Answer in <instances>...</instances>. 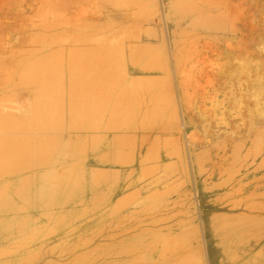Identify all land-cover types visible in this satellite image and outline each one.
Returning a JSON list of instances; mask_svg holds the SVG:
<instances>
[{"label":"rangeland","instance_id":"1","mask_svg":"<svg viewBox=\"0 0 264 264\" xmlns=\"http://www.w3.org/2000/svg\"><path fill=\"white\" fill-rule=\"evenodd\" d=\"M128 1L129 2H127L126 0H111V1L107 0V2L106 0L105 1L104 0H0V264H88V263L89 264H124V262L120 260L121 258L118 257L121 254V252H124V251H127V252L130 251L129 252L131 254L130 256H133L134 258L133 261H130V263L125 262V264H146V262L148 264L150 263L149 262L150 259H148V257H151L150 256L151 250L153 246L157 244V242L161 244L160 247L165 246V244H167V246L169 247L172 246L170 252L172 253L178 252V255L176 253L175 254L177 257L180 256V258L179 257L177 258L176 256H173L174 255L173 254L172 257H170L169 255H171V253L170 252L166 253L165 256L163 255L164 256L163 260L165 259L166 260L163 261L162 258L159 259L157 261V263L159 264L161 263L166 264L168 262L169 264L171 263L179 264L180 261L185 262V264L186 262L187 264H189L190 262L189 260H191L190 264H231L230 261L232 262V259L230 257H233V255H237V256L240 255V253L238 252L236 254L234 253L236 251L235 250L236 247H233V245L235 244L236 240L238 241L240 234H241V229L243 230L247 229L248 225H244L243 223H241L245 227V228H241L243 226H240L241 224L239 223L241 221L238 222L239 220L237 218L235 217L227 218L226 216L224 217V215H228V216L235 215L233 211H226V213H224L223 210H221L219 207L221 206V204H226L233 200L234 201L239 200V202H242V198L247 199L249 195L248 192L245 193L244 195L237 196L236 193L234 194V190L240 189V187L243 184L244 185L247 184L246 183L247 180L249 183H251L252 181H249V179L254 181L255 177L259 176L260 174L264 175V170L262 171V173H260L259 171L256 172V170L254 169L256 165L258 164V162L261 161L260 160L262 159L261 157L264 156L263 155L264 154V148H263L264 141L263 142L261 141V139L264 140V138H262L264 135V119H263L264 117V0H211V2L210 0H204V3H202L203 2L202 0H191V1H188V0H143V2H141L142 0H139L138 1L139 3H137L139 4L138 8L136 4L134 6L133 4L134 2L132 0H128ZM121 2L124 5L129 3V6L128 5L124 6L121 4ZM191 3L193 5H191ZM195 3L197 4L201 3V5L199 4L197 5ZM140 4H142L143 6L141 5V7H139ZM99 6H100V10L98 8ZM95 8H97L98 11ZM134 8H137V9H134ZM79 11L81 13H79ZM183 11L185 14L183 13ZM41 16L42 17L44 16L43 19H41L42 18ZM52 16H54V18ZM45 17L46 18L48 17V18L46 19ZM48 20L49 21L53 20V22H56L55 26H53L54 24L53 22H52L53 23L52 25L50 22H44ZM206 20H209L208 22L209 25L207 24ZM78 21H79V24L82 26L79 25L77 28L76 26H77ZM46 23L50 24L51 26L50 25L46 26L47 25ZM83 23L86 26L85 25L83 26ZM91 23L92 25H90ZM103 23L105 24L102 25ZM108 23L109 24L113 23V24L109 26ZM40 24H44V25L46 24V25L45 27H43V25L41 27ZM73 24L76 26H74ZM105 25L106 26L108 25L107 26L108 29H105L106 27ZM210 25L212 26L210 27ZM84 27H85V31L88 30V32L84 31ZM118 27L120 28L119 30L117 29ZM138 28H140L139 31H138ZM179 28L180 29L182 28V29L180 30ZM89 29L91 32H93L92 36H90L91 32L89 31ZM94 29L95 30L97 29L98 31H95ZM116 29L117 31L115 33ZM134 29L135 31L133 33ZM81 30L83 33L81 32ZM102 30L104 32V35L103 33L101 35ZM129 30L131 31V33ZM119 31L120 32L123 31L121 32L122 36L124 35L123 37L121 36ZM108 32L111 33L112 37H114V38H111L112 40L110 39L111 36L109 35ZM113 33H114V36H113ZM134 34L136 35L135 39H133L135 37ZM47 35L48 36L51 35L49 36V38L51 37L50 41ZM87 35H89V37L95 36L91 38L93 41H89L91 39H89ZM105 35L106 37L110 36L109 37L110 40H108V38H106ZM126 35L128 37H126ZM137 35L139 39L137 38ZM40 36H41V39H40ZM55 36L58 37V39L55 38ZM74 36H75V39H74ZM37 38H38V41H37ZM99 38L100 39L102 38L101 40H103L104 38L107 41L106 42H104V40L101 41ZM113 39L114 40L116 39V40L114 41ZM85 40H87L88 42ZM122 40L123 42H121ZM46 41L48 44L46 43ZM107 42L110 43V45ZM113 42L115 45L113 44ZM126 42L128 45L126 44ZM134 42L136 44L137 43L139 44L135 46ZM140 42L144 44L142 45L144 47H146V44L149 45L147 46L148 51L146 50L147 47L144 49H141ZM94 44H95L94 46L95 48L91 47ZM106 44L109 47H107ZM124 44H126L125 45L126 47L124 46ZM74 46H76V50L74 49ZM80 46L83 49V51L79 53L78 50L80 49L79 48ZM84 46H86V48H83ZM88 46H90L91 50H89L90 48H87ZM100 46L104 48L103 50H106V47H107L106 52L101 51L102 48ZM111 46L112 48L111 50H109ZM134 46L138 50H136ZM37 49H39V51H37ZM92 49H94L93 51H96L97 53L93 52ZM46 50L49 52H47ZM88 50L89 52L90 51L92 52L89 53ZM135 50L139 54L135 52ZM100 51L102 52L101 56L97 55L98 53H101ZM116 51L120 53L117 52L118 54L116 55ZM85 52H88V55ZM114 52L115 54H113ZM54 53L55 55H53ZM92 53L96 54V55H93L95 58L99 56L102 58V60H103L102 56L104 55V53H106V55L108 56V58L106 57L107 60L108 59L110 60V58L113 57L112 60L114 61L122 60V63L119 61H118L119 63L113 62L114 66H112L113 69H111L112 60L105 61L106 59H104L105 62H110V66L107 65L108 63H106L107 66L104 67L105 70L104 69L102 70V68L99 69L102 71H100L101 73L98 74V76L100 75V77L97 79L96 76L98 72L96 71L98 69L96 65L100 66L102 64L101 67H103L105 65V62L98 60L99 63L102 62L98 64V62L96 61L98 58H96L95 62H94V59L93 61L90 60L93 58ZM42 54H44L43 58L41 57ZM110 54H113V55H110ZM74 55H76L77 58ZM80 55L81 56L83 55V56L80 57ZM136 55L139 58H136ZM90 56L91 58H89ZM115 56L117 57V60ZM118 56L120 59L118 58ZM147 56L148 57L152 56V57H150L151 59H148ZM82 58L83 59L89 58L86 60V62L87 61L88 62L86 63L84 61L85 59L82 60ZM133 58H136L137 62L139 63L136 62L137 63L136 64ZM180 58H182V60ZM139 59L141 61H138ZM43 60H46L44 62L48 61L49 63L48 62L46 63L48 65H46L43 62ZM79 60L80 61L82 60V61L79 62ZM143 60H144V63H143ZM56 61L58 63H56ZM124 62H125V66L123 64ZM141 62L143 63V65ZM146 62H148V65L146 64ZM81 63L84 64L85 66L82 65ZM115 63L116 64L118 63L119 66L116 65ZM38 64L40 65V67L41 66L43 67L38 68L39 67ZM50 64L52 65V67ZM54 64L56 68L54 67ZM72 64H73V67L71 68ZM86 64L88 68H86ZM88 64L90 66L92 65L94 68L92 66L89 67ZM145 65L148 66V69H144V68H147ZM161 65L162 67H160ZM83 66L85 67V70L87 69V72H88L87 74H86V71L83 69ZM114 67H115V72H114ZM131 67L135 68L134 72L130 71ZM30 68L32 71L30 70ZM79 68L80 70L81 69L82 70L81 71L79 70L78 72ZM106 68L109 70H106ZM40 69H42L43 72ZM88 69L91 71L89 72ZM110 69H111V74L114 75V80L118 79L117 82L115 81V83H114V80H112L113 77H110L113 75H110V72H107V71H110ZM46 70H48L49 72L48 71L46 72ZM21 71L23 74L26 73L24 76L26 77L27 75L28 79H26L22 74V78H23L22 80L20 76ZM104 71H106L105 74H104ZM51 72H53L56 75H54ZM81 72H85L84 75H86L87 77L82 76L83 73ZM118 72L119 74H117ZM121 73L125 74L124 79L126 81L124 79L122 80L123 78L122 76L124 75H122ZM43 74H45L46 77H44ZM92 74L96 75L95 76L96 78L93 79L94 81L93 80L91 81V79L94 78ZM107 74L109 75V78H111L110 81L111 80L113 81L112 83L109 82V80L107 81L108 79L106 77ZM8 75L10 76L9 78H8ZM102 75L105 78H102ZM136 75H137V78L141 76L139 77V79L142 78L143 80L142 79L134 80ZM153 75H156V76H153ZM15 77L16 78L19 77L21 79H18V78L16 79ZM90 77L92 78L90 79ZM14 79H15L14 84L16 85V81L18 83V85L16 86L13 84ZM48 79L51 82H49ZM96 79L97 80L100 79V80L96 81ZM120 79L121 81H119ZM11 80H12L13 86L11 85ZM82 80L84 81L83 85L85 86L81 84ZM103 81L106 82V84H104ZM132 81L134 82V84ZM27 82L28 84H26ZM91 82H93L94 85L92 84L91 86ZM239 82L240 84H238ZM96 83H99L100 85L104 84L106 86L107 84L110 85L111 83L112 85H110L109 88L108 86L106 88L105 87L103 88L102 87L103 85L100 87ZM113 83L115 84V90H114ZM136 83H138V85ZM143 84L146 86L145 88ZM39 85L41 87H39ZM95 85L96 86L98 85L97 87L98 90H99V87H100V90L102 89L105 90V91L103 90L104 92L102 91L104 93V95L102 94L103 96L107 94L106 91L111 90V92H113L111 93L109 91V93L112 94V96L110 95L109 97V99H111L110 100L111 102L108 101L109 103L108 104L106 103L107 100L103 99L100 96L101 93H98L100 92V90L97 92L96 90L95 91L90 90V88L93 89L94 87H96ZM139 85L141 86L142 89L139 87ZM237 85L241 89H245L249 95L248 96L249 116L251 117L250 121L256 122V123L253 122L254 125L253 123H251L252 125H251L250 135L252 136L254 135V137L256 136L255 137L256 139H259V138L261 139H259V141H256V144H255L254 143L255 138H254L253 143L255 145L251 143L250 141L252 145L249 144L250 145L249 146L250 150L248 149L249 153L247 152L245 155L242 154L243 153L242 150L239 151L240 152V155H239V152L237 151L239 149H237L238 146H236L237 152L236 151L235 152H236V155L239 156V159L235 157L236 159L233 162V164H235L234 166H232L233 164H231L230 165L231 167H230L226 164L224 167L228 166L233 170V168H235L236 166V168L238 167V170L235 169V171L233 170L234 172H232V170H230L229 168H224V167H222L224 169L220 168L219 170L217 169L215 170L214 167L212 166L213 165L212 162L214 163L216 161L215 153L217 154L218 151H221V146L224 145L223 137L221 136L223 139V142L221 141L222 139L220 140L221 137H213L212 139L206 141L207 143L205 142L201 145L197 144L196 141L197 139H202L200 137H205L206 135L210 134V132L214 131V129L216 130V128L214 127H216L217 125L216 126L214 125L217 120L216 119L217 116L220 114L219 110L221 112L223 109L224 113H226L229 108L232 110L235 108L237 109L236 106L239 105V102L236 103V106H234L233 104H230L228 109L224 108L223 105L219 106V104H221L220 103L221 99L229 95L230 88L231 89L234 88L233 91L235 92V97L239 99L238 93L240 92L241 89L239 90L238 89L239 87ZM47 86L48 88L50 87L51 89L50 88L48 89ZM75 86L77 88H75ZM247 86H249V88ZM86 87H89V88H86ZM122 87L124 88L123 90L120 89ZM132 87H135V88H132ZM182 87L184 89L180 90ZM9 88H12V89H9ZM43 88L48 91L50 90L49 94L47 93L48 91H45ZM128 88L129 90H127ZM235 88L238 89L236 90L237 92L235 91ZM55 89L58 90L60 93L58 91L56 93ZM145 90L147 91V94ZM42 91L45 92V95L49 97L48 98L44 97L45 95L44 93H42ZM91 91L93 92L92 94L93 96L89 95ZM120 91L123 92V93L121 92L122 95H120L119 93ZM128 91L129 93H126ZM137 92H140V93H137ZM54 93H56V95ZM184 93H185L186 99L188 101H191V107L194 108L193 112L191 110V114L196 117L195 118L196 120L194 119L195 121L193 120V123H195L194 125L196 128L195 129L196 131H194L196 132L195 138L198 136L197 139H195L196 140L195 142L194 141L191 142L187 138L186 128L184 127V125H182L183 122H182L181 113H183V108L186 105L185 101L182 98ZM94 94H96V96ZM97 94L99 95V97H101L100 101L96 100L98 99ZM115 94L117 95L116 96L117 98L114 96ZM124 94H128V95L124 96ZM140 94L142 95L144 94V96H141ZM52 95L55 97L50 98V96L53 97ZM119 95L122 96V98L126 97L125 100L126 99H129V100L123 102L124 99L122 100V98ZM89 96L91 98H87ZM136 96H138V99ZM140 97L141 99L143 97V101L144 100L145 101L138 102ZM43 98L45 99L47 98L49 100L47 101ZM57 98L60 99L61 103H59V101L58 102L56 101ZM33 99L37 102H35ZM50 99H53L51 100V104L55 106H49ZM89 99H93L91 100V103L88 102ZM149 99H150V103H149ZM101 100L102 101L106 100V102H102ZM152 100H155V101H152ZM54 101H55V104H54ZM85 101H87L88 104ZM96 101H99L97 105H96ZM114 101L118 102V104H116ZM136 101L139 104H137ZM39 102L46 103V104L41 103V105H43V109L44 107H46L45 109H47L50 112V114H47L48 112L44 109L45 112L43 111V113H46V114L41 115L40 112H42L41 111L42 108L40 107L42 106L40 105L39 107ZM48 102L49 104L47 105ZM93 102H95V105H96L95 111H97L98 114L99 113L101 114V112L103 111L102 110L101 112H99L102 106H106L105 104H107L108 106H106V112H108L109 115L110 113L112 114L113 112L112 114L113 117L111 115V117L109 116L108 118V114H106L105 112L104 116L105 117L107 116L106 118L103 116V114H101V116L103 117L100 116V118L97 119L96 116L98 115L92 114L93 108L91 107H92ZM100 102L103 103L101 107L99 106ZM113 102L116 105H118V107H116ZM153 102H156V103H153ZM85 103H86V106H85ZM124 103H125V107H124ZM210 103H212L211 106H210ZM213 103L215 104V106ZM130 104H133V105L135 104V105L132 106ZM145 104L147 107V109L145 108V110H147L145 112L146 113L145 115H147L146 121L148 120L149 116H150V119L149 121L146 122L144 119L146 117L145 116L143 118L144 123H142L143 121L141 122V120L139 121L138 119L141 116L142 117L144 116L143 112H144ZM216 104L218 106H216ZM87 105L90 106L89 109L87 108L88 111L85 108L87 107ZM129 105L130 107L128 108ZM31 106L36 108L38 112H35V113L39 114V115L37 114V118H34L33 120H38V118L39 119L42 118V120L38 121V124H37V121L32 122L31 120L33 116L35 117L36 115L35 113L34 115L31 114L32 112L31 110H33V107L31 108ZM97 106L100 107V110H99V107L97 109ZM109 106H110V110H108ZM111 106L112 108L115 107L116 111L119 110V107H121L122 110L124 111L120 109L119 110L120 114H118L114 109L113 111H111L112 110ZM138 106H141V107H138ZM209 106L216 107V109L213 110L212 108L210 109L211 110L210 111ZM53 107H56V108H53ZM218 107H220V109H218ZM62 108H64L62 112L63 116L55 118L53 115L58 116L57 114H59V111L61 114ZM123 108H126V110L129 109L127 111L130 113L128 114V112ZM140 108L141 110H139ZM149 108H151L150 109L151 111H149ZM37 110L34 109V111H37ZM138 110L140 112H138ZM54 111L57 113L55 114ZM109 111L111 112L109 113ZM121 111H122V114H121ZM124 112L128 114L127 115L125 113L126 116H130V117L127 118L125 115H123ZM133 112H134V115H133ZM149 112L150 113L152 112V113L149 114ZM214 113L217 114V116ZM173 114L174 115L176 114L175 115L176 117L178 116L177 119L176 117L173 116ZM44 115H50L52 119L54 117L55 119L52 121H56L57 119V122L55 123L58 124L59 127L55 124H51V121L47 120L49 116H45V117H48L46 118V120L49 121V122H46V123H49L48 125L46 124V126L51 127L50 132H49V128H45V125H43L44 123L42 124V122H44L43 120L45 119V117H42ZM92 115H94V119H92L91 117ZM212 115L216 117H212ZM29 116L31 117L30 119H28ZM119 116L122 117V121L119 120L121 119V117ZM124 116L126 117L127 121L124 120ZM225 116L226 115L224 114L223 117ZM116 117H119L117 118L118 123H117V119H113ZM151 117L153 118V120ZM162 117H164V120L162 119ZM111 118L116 123H112ZM154 118H156V120ZM221 118H222V115H221ZM258 118L260 119L262 118V119L258 120ZM18 119L20 120V122H17ZM89 119L91 120L90 121L91 123L89 122ZM100 119L102 120L103 123L98 124V125H102V127L101 126L98 127L97 125H95L97 126L95 127L97 128V130H95V128H92V124L96 122L98 123ZM14 120H16L17 122V124L16 123L14 124L16 125L15 127L13 125V122H15ZM21 120H25L24 124L22 122L23 127L21 124L22 128H25V127L29 128L31 126H33L32 128H34L35 126L36 128L37 127L39 128V126H42V125L44 127L42 126V129L40 128V131H36V132H35V128L32 130L30 128L29 131H25L28 128L24 130L21 127L19 128L18 126L17 129H14L17 127L18 124L21 123ZM106 120L110 121V122L108 121L109 125L113 124L114 126H116L120 122L123 123L118 126L119 127L122 126L124 129L125 127L128 128L127 130L128 132H126V136L129 137L131 135L129 137V140L128 138H126L124 134L125 133L124 129H121L122 132L119 130L120 128L118 129L117 126H116L117 128L114 126H113L114 128L111 127L110 130L114 132L107 129V127H105ZM26 121H29L31 124L29 122L28 124H25ZM58 121L60 124L58 123ZM164 121L168 123H165ZM40 122H41V125L39 124ZM137 122L142 123L144 128H142L143 126L141 127V125L138 127L140 123L138 124ZM148 122H149V125H148ZM161 122L165 123L166 125H163ZM7 124H8V127L13 125L14 132H12V128H7V130L5 129ZM151 124H153L152 127L154 126V130L152 128H151L152 130H149V128L151 127ZM155 124L157 125L159 124L161 126L160 129L162 128L166 129V127L164 126H168L166 129L167 133L164 130H163L164 132L160 131L159 125L156 126ZM255 127L256 129H258V132L255 129ZM259 128H260V132H259ZM157 129H158V132H157ZM21 130L25 133L28 132L29 134L27 133V135L29 136L23 133L24 135H26V137H24V135L21 134L22 133ZM45 130L46 132H44ZM51 130L53 131L51 132ZM132 130L134 132H132ZM167 130H169V132ZM7 131H9L12 135L9 136L10 134L6 133ZM15 131L17 133H15ZM18 131H21V132H18ZM90 131L92 133L93 132L97 133L95 131L104 133L105 136L103 134H100L99 132L97 133L98 137H96V139L98 138L99 141L97 140L96 141L99 144L103 141L104 138L108 136L112 137L113 136L112 133L115 134V133H118V131L119 133H122V134L118 133V135L116 136L114 135L113 137V140L115 142V147H116L115 150L117 151V149H120L122 147L120 152L118 151L121 155L119 154L118 155L121 156V158H123V156L126 155L127 157L126 156L125 157L127 158L128 161L126 159L124 160L125 158L124 157L123 160L118 159V162L120 161V163H118L116 159L118 155L116 152H114V154L116 153L115 160L117 162L116 166L114 167V170L115 168L117 169L119 168V170L112 172L114 173V175L111 172H110L111 174L109 173L111 169L110 170L107 169L104 172L106 168H102L100 166H96L99 168H95L93 165H91L90 160L93 155V151H92V147H89V144L92 142L93 140L92 138L95 136H92L94 134L89 135L88 132ZM148 131L152 132L151 134H149L150 138L153 137L155 139V136L153 135L155 134L156 137H159L156 139H159L160 141L157 140L159 141L157 145L156 142L153 141L154 139L150 140V138H148V140L146 141L147 149H145L143 153V158H142L143 159L142 163L146 166H142V164L141 166H138L136 165V164L140 165L139 163L140 161L139 151L140 150L138 151V149H140V144H141V142L139 141L140 140L139 137L140 135L145 134V133H146L145 135L148 136V133H149ZM38 132L40 136L38 135ZM47 132H49L50 134L51 133L54 134L53 135L54 138L51 137L52 134L45 135ZM58 132L60 133L59 136H58ZM130 132L132 134L134 133L135 135L139 132L137 136H134L135 140L132 138L134 134L133 135L130 134L129 136L127 135V133H130ZM19 133L24 138L23 137L17 138L18 142L13 141L16 139L15 137H17ZM56 133H57V136L59 137L58 140L57 138L55 139ZM119 135H123L124 139L123 138L121 139L119 137L116 138ZM164 135L165 137L167 135L166 139L164 138ZM169 135L171 138L169 137ZM171 135H173L174 138ZM11 137L13 138L12 140H10ZM27 137H30V138H27ZM48 137L49 138L51 137L50 139H53V140L47 141L49 140L47 139ZM90 137L92 140L89 139ZM26 138L32 139L33 141L35 138L37 139H35L34 142L30 140L28 141L29 142L28 143L26 142L27 140H25ZM115 139L117 140V142L115 141ZM40 140L42 144L45 143L46 147H44L45 145L43 147L41 145V147L42 149L46 148V150L43 149V151H45V153L48 155V157L46 158L44 154L45 157L43 158L45 159H43V162L41 163H40V160H42L41 157L43 156V154L41 156L39 152L43 153V151H41L42 149H40V144H41ZM124 140L125 141L127 140L128 142L127 141L125 142ZM133 140L136 142V146ZM46 141L49 143L51 142L52 145L47 143ZM123 141L124 143L130 144V145L125 147L126 144H124ZM152 141L154 142L155 145L151 143ZM138 142L140 144H138ZM239 142L237 141V143ZM259 143L261 144L263 143L262 146ZM27 145L28 147L30 146V148H28ZM36 145H39L38 150H36L37 149ZM256 145H258V147ZM48 146H54V150L52 149V147H51V149L53 150L52 152L50 151L51 149L47 150L49 149ZM131 146L133 149L131 148ZM149 146L151 147L149 148ZM252 146H253V151H255V149L257 150L258 148H259L258 150H260L259 146H261V153L259 151L260 154L259 155L256 154L258 152L257 150V152H255L256 154L255 155L254 152L252 151ZM32 147H34L37 152L39 150L40 151L38 153L36 151L34 152L33 151L34 148L32 149ZM128 147H130L132 150ZM211 148H213L214 150ZM123 149L125 151V152L123 151V153L125 154H122L121 152ZM128 150H130L131 152ZM156 150H158L157 153H156ZM46 151H48V153ZM98 151L104 152L102 148H98ZM33 152L34 154L35 153L39 154V155H36L37 157H35L34 155V157L38 158L39 161L38 159H34V160H36L35 163H37L38 161L40 165H38L37 163L35 166L33 162L34 161L33 154H32ZM103 152L101 153L104 156L106 152H104L105 154H103ZM127 152H130V153H127ZM152 152L156 153V155ZM219 153L220 152H218V154ZM24 154H28V155H25L27 157H24ZM127 154H131V155L129 156ZM147 154L148 156L153 154L151 156L152 158L149 157L150 158L149 159ZM102 155L101 156L98 155V156L102 157ZM131 156L132 157L134 156V159L131 158ZM30 157L32 158V160ZM210 157L213 160H211ZM145 158L146 160H144ZM23 159L24 161H21V162L19 161ZM194 159L198 161L197 165L199 168H201L199 170L197 169V171L195 169ZM44 160L46 161L44 162ZM18 161L20 162L19 164H22L23 162L22 164L23 166L22 165L19 166ZM123 161H125L126 163ZM11 162L15 163L20 168L15 166V164L11 165ZM26 162L30 165L34 164V167L32 165L30 168V166ZM154 163L155 164L157 163V165H153L151 169L152 170L155 169L156 166L158 169L156 168L157 169L156 171L153 170V172H151L150 171L151 169L148 168L147 165L151 166ZM241 164L242 166L239 168ZM27 165L30 170L27 169L26 167ZM13 166H15V168H13ZM263 166H264V158H263ZM101 168L103 170H101ZM145 168H148V171ZM212 168L214 171L212 170ZM228 169L230 171L228 173L232 175V177H230V175L227 174L229 175V178H227L228 176L227 177L225 176ZM250 169L252 170L250 171ZM220 170L221 171L223 170V171L220 172L221 174L219 175L218 172ZM148 172L150 173V175L147 174ZM212 172L215 174H213ZM231 172L235 173V175L233 176ZM254 173L257 175H255ZM109 175H113L114 178H112V176H109ZM121 176H122V179H121ZM247 176L248 178H245ZM23 177H24V180H23ZM222 177H225V183H223L224 179H223V182L221 181ZM25 179L27 181H25ZM228 179H229V182L231 183H228ZM242 179L243 181H241ZM123 181H125L127 185H129L128 192L126 191L120 194V192L115 189H117L118 188L117 186L122 184ZM219 181H221L222 183L221 182L219 183ZM22 182H23V185L25 183L26 184L23 186ZM18 185L23 186V188L19 187ZM16 188H19V190L23 189L22 193L20 191L21 194L20 193L18 194L19 190ZM140 188L141 189L144 188V189L141 190ZM134 189L139 190L138 192L140 193H138L137 190L134 191ZM23 191L25 192L23 193ZM134 192H137V193H135V195L133 196ZM150 192L152 194H150ZM7 194H10V195H7ZM41 195H42V198L40 199ZM123 195L125 197L128 195L129 198L121 200L122 198H120V196L122 197ZM130 196H132V200L134 199V201L131 200ZM241 196L242 198H240ZM116 201L119 203H116ZM127 201L128 202L131 201L132 203L130 202V204L128 205ZM5 202L7 203L5 204ZM125 203H127V206L125 205ZM115 204L117 205L115 206ZM178 204L180 205L178 206ZM143 206L146 208H144ZM120 207L121 209H119ZM175 207L177 209H175ZM151 208L154 209V211L153 210L151 211L150 210ZM16 209H18V211H16ZM165 209L167 211L169 210L168 211L169 213ZM43 210H46V211L44 212ZM148 210L150 211L148 212ZM174 210H176V212L178 210V212L176 213ZM170 211L171 212L174 211L175 213L174 212L170 213ZM145 213L146 214L154 213V214H151L152 216L148 215L149 219L152 217L151 220L154 218L153 215H155L156 218L153 219L154 221L152 220L149 222L147 220V222L149 224L151 223L150 227H152L154 231L157 229V227L160 226L159 230L161 233H159L158 229L157 231H155L158 235L155 232H152L153 230L150 227H148L149 224L146 223V219H148L147 218L148 216L145 217L146 216ZM162 213L165 215L167 214V215L165 216ZM230 213L232 214L230 215ZM120 215H122V218L127 217V219L123 221L120 220L121 219ZM126 215H128L130 218ZM159 215H162V216H159ZM134 216L137 219L141 218L139 221L141 222L140 225L143 224L142 227L140 225H139L140 227L138 226L135 227L139 223L136 224L137 222H134V220L136 221L135 218L133 220ZM161 217H164V218H161ZM143 218L146 223L145 226L148 225L147 227L150 228V229L147 228L149 230V231L147 230V232H144L145 228L143 229L144 224H145L143 223L144 221H141ZM118 219L120 220V224H119L120 226H117L119 223ZM109 221L110 222L112 221V222L109 223ZM160 222H163V223H160ZM231 222L233 223L235 222L234 223L235 225ZM113 223L116 225L114 228H111L112 225L114 226ZM131 223H133L132 224L133 228H132V225H130L132 229L129 226V224ZM152 223H156L158 226L156 225L155 227V225ZM254 223L249 224V225L253 226ZM257 223L256 225L260 227L259 224L261 222H257ZM126 224L130 228V232L126 230L124 234L122 232H123V229H125ZM236 225L240 227L239 234L237 231H235L238 229V226L236 228H233ZM256 225H254V227H257ZM261 225L263 226L261 227L264 228V222ZM119 227L120 229H118ZM128 227H126V229H128ZM134 227L137 228L136 229L137 231L136 230L135 231L140 234L135 233ZM154 227L156 229H154ZM220 228L222 232L220 231L219 233L218 231L220 230ZM223 228L225 231L222 230ZM113 229L114 230L117 229L118 233L122 231L120 233L123 234V236L121 234H120L121 236H119L118 234V238L120 237L119 238L120 241L116 237L117 236V233H115L116 231L113 232L114 231ZM138 229L139 230L142 229L143 231L141 230L139 231ZM107 230L110 233L112 232L111 235L114 233L113 236L116 237L115 240L112 239L115 237L113 236L110 237L111 235ZM131 230H133L134 232ZM161 230L165 234L166 233H169L170 235L172 234L173 237L167 234L169 236V241H168V238H166L167 241L165 242L164 239L165 237H168V236H165ZM105 232L109 234L107 235ZM132 233L133 235H136V237L134 236L130 237ZM128 234H131V235H128ZM142 234L143 236H140ZM152 234L154 236H152ZM160 234H163V235L161 236ZM137 235H139L138 236L139 238L137 237ZM155 236H159V237L156 238ZM161 237L164 238L163 239L164 243L163 241H161ZM104 238L109 242V244H107V241H105ZM109 238L111 239V241H109ZM128 238H131V239L128 240ZM132 238L133 239L135 238L136 240L135 239L133 240ZM225 238H227V240ZM173 239H175L176 241ZM141 241H143L144 243L142 242L143 243L142 244ZM127 242H133L134 243L133 245H135V242H136L137 243L136 245H139L140 247L135 245L136 246L135 248V246H133L132 244L131 245L135 249H138L139 251L137 252L132 247L127 246V244H129ZM121 244L125 246V248H123ZM175 244L177 246V249L175 247ZM179 245L180 246L184 245L181 247V250H180ZM138 247L141 249H139ZM150 247H151V250H150ZM172 248H175L178 251ZM145 249H147V251ZM182 249H185V250H182ZM186 250H187V253H185ZM141 252L143 255H140ZM135 254L137 255L135 256ZM144 254L145 256L148 255V257L147 256L145 257ZM112 255L113 257H116L115 255H117V258H113ZM189 255L190 257H188ZM141 256L145 257L146 259L145 260L143 258V263L140 262L142 261L141 260L142 258H140ZM228 256H230L229 257L230 259L228 258ZM136 259H140V260L136 261ZM179 259L181 260L179 261ZM183 259L184 260L186 259V260L184 261ZM177 260L179 262H177ZM181 262L180 264H182Z\"/></svg>","mask_w":264,"mask_h":264},{"label":"bare ground","instance_id":"2","mask_svg":"<svg viewBox=\"0 0 264 264\" xmlns=\"http://www.w3.org/2000/svg\"><path fill=\"white\" fill-rule=\"evenodd\" d=\"M104 1H105V0H104ZM108 1H111V0H108ZM126 1L129 2L128 0H126ZM132 1L134 2V3H133L134 6H135V4H136V5H137V8H138V5H139V4H137V3H139V2H138L139 0H137V2H136V0H132ZM188 1H191V0H188ZM188 1H187V3H188ZM202 1H203L202 3H204V0H202ZM106 2H107V0H106ZM141 2H143V0H142ZM141 2H140V3H141ZM196 2H197V1H196ZM210 2H211V0H210ZM125 3H126V2H125ZM187 3H186V4H187ZM193 3H194V2H193ZM208 3H209V2H208ZM100 4H101V3H100ZM118 4H119V2H118ZM121 4L124 5L122 2H121ZM133 4H131V5H133ZM142 4H143V3H142ZM142 4H140L139 7H141ZM195 4H197V3H195ZM198 4H199V3H198ZM198 4H197V5H198ZM122 5H121V6H122ZM127 5L129 6V3L125 4L124 6H127ZM182 5H183V4H182ZM191 5H193V4L191 3ZM199 5H201V3H200ZM88 6H89V5H88ZM121 6H120V7H121ZM142 6H143V5H142ZM183 6H184V5H183ZM85 7H86V6H85ZM131 7H133V6H131ZM207 7H208V6H207ZM207 7H206V8H207ZM88 8H89V7H88ZM98 8H99V10H100V6H99ZM104 8H105V7H104ZM104 8H103V9H104ZM127 8H128V7H127ZM137 8H134V9H137ZM183 8H184V7H183ZM189 8H190V7H189ZM206 8H205V9H206ZM208 8H209V7H208ZM208 8H207V9H208ZM85 9H86V8H85ZM95 9H97V8H95ZM109 9H110V8H109ZM144 9H145V8H144ZM115 10H116V9H115ZM117 10H118V9H117ZM193 10H194V9H193ZM82 11H83V10H82ZM97 11H98V9H97ZM118 11H119V10H118ZM131 11H132V10H131ZM137 11H138V10H137ZM137 11H136V12H137ZM184 11H185V10H184ZM184 11H183V13H184ZM188 11H189V10H188ZM88 12H89V11H88ZM121 12H122V11H121ZM133 12H134V11H133ZM141 12H142V11H141ZM185 12H186V11H185ZM196 12H197V11H196ZM199 12H201V11H199ZM79 13H81V12L79 11ZM86 13H87V12H86ZM92 13H93V11H92ZM171 13H172V12H171ZM173 13H174V12H173ZM177 13H178V12H177ZM88 14H89V13H88ZM181 14H182V13H181ZM184 14H185V13H184ZM184 14H183V15H184ZM186 14H188V13H186ZM142 16H143V15H142ZM142 16H141V17H142ZM172 16H173V15H172ZM208 16H209V15H208ZM41 17H42V16H41ZM43 17H44V16H43ZM43 17H42L41 19H43ZM52 17L54 18V16H52ZM131 17H132V16H131ZM138 17H139V16H138ZM45 18H46V17H45ZM45 18H44V20H45ZM47 18H48V17H47ZM47 18H46V19H47ZM133 18H134V17H133ZM195 18H197V17H195ZM198 18H199V16H198ZM39 19H40V18H39ZM131 19H132V18H131ZM139 20H140V19H139ZM206 21H207V24H208L209 20H206ZM44 22H50L51 25L54 23L53 26H55V24H56V22H53V20H52V21H49V20H48V21H44ZM52 22H53V23H52ZM85 22H86V21H85ZM87 22H88V21H87ZM108 22H109V21H108ZM117 22H118V21H117ZM37 23H38V22H37ZM40 23H41V22H40ZM42 23H43V22H42ZM76 23H77V22H76ZM105 23H106V22H105ZM105 23H103L102 25H104ZM118 23H119V22H118ZM134 23H135V22H134ZM205 23H206V22H205ZM46 24H47V25H46ZM46 24H45L46 26L50 25V24H48V23H46ZM93 24H94V23H93ZM112 24H113V23H111V24L108 23L109 26L112 25ZM138 24H139V23H138ZM203 24H204V23H203ZM40 25H41V27H42V25H43V27H45L44 24H40ZM51 25H50V26H51ZM73 25H74V24H73ZM79 25H80V24H79V21H78L77 26H76V25H74V26H76V27L78 28ZM84 25H85V24L83 23V26H84ZM90 25H92V23H91ZM90 25H89V26H90ZM99 25H100V24H99ZM108 25H107V26H108ZM135 25H136V24H135ZM205 25H206V24H205ZM205 25H204V26H205ZM208 25H209V24H208ZM80 26H82V25H80ZM85 26H86V25H85ZM93 26H94V25H93ZM100 26H101V25H100ZM105 26H106V25H105ZM107 26H106V27H107ZM119 26H120V25H119ZM130 26H131V24H130ZM133 26H134V25H133ZM176 26H177V25H176ZM184 26H185V25H184ZM184 26H182V27H184ZM190 26H191V25H190ZM190 26H189V28H190ZM196 26H197V25H196ZM211 26H212V25H210V27H211ZM90 27H91V26H90ZM102 27H103V26H102ZM106 27H105V29H108V27H107V28H106ZM139 27H140V26H139ZM179 27H180V26H179ZM92 28H93V27H92ZM92 28H91V29H92ZM100 28H101V27H100ZM103 28H104V27H103ZM103 28H102V29H103ZM126 28H127V27H126ZM132 28H133V27H132ZM185 28H187V27H185ZM195 28H196V27H195ZM195 28H194V29H195ZM205 28H206V27H205ZM75 29H76V28H75ZM81 29H82V27H81ZM105 29H104V30H105ZM117 29L119 30L120 28L118 27ZM117 29L115 30V33H116ZM139 29H140V28H138V31H139ZM173 29H174V28H173ZM179 29H180V28H179ZM181 29H182V28H181ZM181 29H180V30H181ZM192 29H193V28H192ZM78 30H79V29H78ZM94 30H95V29H94ZM94 30H92V31H94ZM122 30H123V29H122ZM127 30H128V29H127ZM79 31H80V30H79ZM84 31H85V27H84ZM89 31H90V29H89ZM95 31H98V30L96 29ZM99 31H101V30H99ZM113 31H114V30H113ZM129 31H130V30H129ZM129 31H128V32H129ZM134 31H135V29L133 30V33H134ZM81 32H82V30H81ZM85 32H88V30H86ZM90 32H91V31H90ZM119 32H120V31H119ZM121 32H123V31H121ZM121 32H120V34H121ZM136 32H137V31H136ZM82 33H83V32H82ZM95 33H96V32H95ZM102 33H103V35H104L103 30H102V32H101V35H102ZM108 33H109V32H108ZM130 33H131V31H130ZM140 33H141V32H140ZM140 33H139V34H140ZM79 34H80V33H79ZM84 34H85V33H84ZM92 34H93V32H91V35H90V34H89V35L92 36ZM136 34H138V33H136ZM54 35H55V34H54ZM54 35H53V36H54ZM89 35H87V36L89 37ZM97 35H98V34H97ZM109 35L111 36V33H109ZM128 35H129V34H128ZM134 35H135V34H134ZM41 36H42V35H41ZM41 36H40V39H41ZM43 36H44V35H43ZM47 36H48V35H47ZM49 36H51V35H49ZM49 36H48V39H49V41H50V38H51V37L49 38ZM77 36H78V35H77ZM81 36H82V35H81ZM81 36H80V37H81ZM95 36H96V34H95ZM95 36H93V37H95ZM99 36H100V35H99ZM99 36H98V37H99ZM110 36H109V37H110ZM113 36H114V33H113ZM116 36H117V35H116ZM121 36H122V34H121ZM123 36H124V35H123ZM123 36H122V37H123ZM93 37H89V39H91V38H93ZM105 37H106V35H105ZM105 37H104V38H105ZM109 37H106V38H108V40H110L111 38H114V37L111 36L110 39H109ZM117 37H118V36H117ZM117 37H116V38H117ZM126 37H128V36L126 35ZM55 38L58 39V37H56V36H55ZM78 38H79V37H78ZM104 38H103V40H104V42H106L107 40H105ZM135 38H136V35H135V37H134L133 39H135ZM137 38H138V35H137ZM45 39H46V38H45ZM52 39H53V38H52ZM74 39H75V36H74ZM84 39H85V38H84ZM87 39H88V38H87ZM99 39H100V38H99ZM101 39H102V38H101ZM101 39H100V40H101ZM120 39H121V38H120ZM120 39H119V40H120ZM128 39H129V38H128ZM138 39H139V38H138ZM176 39H177V38H176ZM34 40H35V39H34ZM43 40H44V39H43ZM94 40H95V39H94ZM96 40H97V39H96ZM103 40H101V41H103ZM111 40H112V39H111ZM113 40H114V39H113ZM115 40H116V39H115ZM115 40H114V41H115ZM35 41H36V40H35ZM37 41H38V38H37ZM44 41H45V40H44ZM52 41H53V40H52ZM54 41H55V40H54ZM57 41H58V40H57ZM57 41H56V42H57ZM76 41H77V40H76ZM79 41H80V40H79ZM85 41H87V40H85ZM89 41H93V40L91 39V40H89ZM117 41H118V39H117ZM130 41H131V40H130ZM137 41H138V40H137ZM177 41H178V40H177ZM77 42H78V41H77ZM83 42H84V41H83ZM87 42H88V41H87ZM108 42H109V41H108ZM108 42H107V43H108ZM119 42H120V41H119ZM119 42H118V44H119ZM121 42H123V40H122ZM37 43H38V42H37ZM39 43H40V42H39ZM46 43H47V41H46ZM51 43H53V42H51ZM74 43H75V42H74ZM80 43H81V42H80ZM96 43H97V42H96ZM96 43H95V44H96ZM128 43H129V42H128ZM132 43H133V42H132ZM134 43H135V42H134ZM140 43H141V42H140ZM44 44H45V43H44ZM47 44H48V43H47ZM47 44H46V45H47ZM54 44H55V43H54ZM95 44H94L93 46H91V47H94ZM102 44H103V43H102ZM102 44H101V45H102ZM108 44L110 45V43H108ZM113 44H114V42H113ZM121 44H122V43H121ZM126 44H127V42H126ZM126 44H124V46H125ZM137 44H139V43H137ZM137 44L135 43V46H136ZM39 45H40V44H39ZM98 45H99V44H98ZM103 45H104V44H103ZM103 45H102V46H103ZM106 45H107V44H106ZM114 45H115V44H114ZM116 45H117V44H116ZM127 45H128V44H127ZM142 45H144V44L141 43V45H140L141 49H144V48H146L147 46H149V45H147V44H146V47H144V46H142ZM174 45H175V44H174ZM121 46H122V45H121ZM135 46H134V47H135ZM44 47H45V46H44ZM96 47H97V45H96ZM100 47H101V46H100ZM107 47H109V46L107 45ZM107 47H106V50H107ZM125 47H126V46H125ZM128 47H129V46H128ZM137 47H138V46H137ZM38 48H39V47H38ZM46 48H47V47H46ZM79 48H80V49H79V50L77 49V50H78L79 53H80V52L83 51V49L81 48V46H80ZM83 48H86V46H84ZM87 48H90V46H88ZM94 48H95V47H94ZM101 48H102V47H101ZM111 48H112V46L109 48V50H111ZM138 48H139V47H138ZM74 49L76 50V46H74ZM81 49H82V50H81ZM103 49H104V48H102V50H101V49H100V50L106 52V50H103ZM128 49H129V48H128ZM135 49L138 50L136 47H135ZM43 50H44V49H43ZM89 50H91V48H90ZM89 50H88V52H89ZM93 50H94V49H92V51H93ZM95 50H96V49H95ZM98 50H99V49H98ZM113 50H115V49H113ZM120 50H121V49H120ZM136 50H135V52H137ZM146 50L148 51V47L146 48ZM149 50H150V48H149ZM37 51H39V49H37ZM40 51H41V50H40ZM46 51H47V50H46ZM46 51H45V52H46ZM84 51H85V50H84ZM92 51H90L89 53H91ZM101 51H100V52H101ZM130 51H131V50H130ZM147 51H146V52H147ZM47 52H49V51H47ZM51 52H52V51H51ZM54 52H55V51H54ZM88 52H85V53H87V55H88ZM93 52L97 53L96 51H93ZM117 52H118V51H116V55H117L118 53H120V52H118V53H117ZM146 52H145V53H146ZM137 53H138V52H137ZM137 53H136V54H137ZM151 53H152V52H151ZM82 54H83V53H82ZM101 54H102V52H101V53H98L97 55L101 56ZM113 54H115V52H114ZM113 54H110V55H113ZM133 54H135V53H133ZM138 54H139V53H138ZM53 55H55V53H54ZM85 55H86V54H85ZM93 55H96V54L92 53V56H93ZM119 55H120V54H119ZM144 55H145V54H144ZM43 56H44V54H42L41 57L43 58ZM56 56H57V55H56ZM74 56L77 58L76 55H74ZM78 56H79V55H78ZM82 56H83V55H82ZM82 56L80 55V57H82ZM99 56L96 57V58H98L97 60H96V58H95L94 56H93V58L90 59V60L93 61V59H94V62H95V60H96V61L98 62V64L102 63V62L99 63L98 60H101V61H103V62L109 60V59H108V60L106 59V57L108 58V56L106 55V53H104V55L102 56V57H103V60H102V58L99 57ZM104 56H105V58H104ZM173 56H174V55H173ZM75 57H74V58H75ZM110 57H112V56H110ZM150 57H152V56H150ZM150 57L147 56L148 59H151ZM48 58H50V57H48ZM52 58H53V57H52ZM89 58H91V56H90ZM89 58H86V59L84 58L85 60L82 58V60H84V61L86 62V60L89 59ZM100 58H101V59H100ZM112 58H113V57H112ZM112 58H110L109 61H111ZM115 58H116V60H117V57H116V56H115ZM118 58H119V56H118ZM136 58H139V57L136 55ZM136 58H133V59L135 60V63L137 62V59H136ZM78 59H79V58H78ZM104 59H106V60L104 61ZM119 59H120V58H119ZM152 59H153V58H152ZM155 59H156V58H155ZM180 59L182 60V58H180ZM49 60H50V59H49ZM52 60H53V59H52ZM54 60H55V58H54ZM82 60H81V61H82ZM146 60H147V59H146ZM41 61H42V60H41ZM44 61H46V60H43V62H44ZM57 61H58V60H57ZM57 61H56V63H58ZM81 61L79 60V62H81ZM118 61L122 63V60H117V61L112 60V61H111V62H112L111 67L114 66V65H113V62H118ZM138 61H141V60L139 59ZM34 62H36V61H34ZM34 62H33V63H34ZM37 62H38V61H37ZM47 62H48V61H47ZM47 62H44V63L46 64ZM54 62H55V61H54ZM85 62H84V64H85ZM87 62H88V61H87ZM87 62H86V63H87ZM94 62H93V63H94ZM97 62H96V63H97ZM119 62H118V63H119ZM150 62H151V61H150ZM174 62H176V61H174ZM38 63H39V62H38ZM48 63H49V62H48ZM74 63H75V62H74ZM82 63H83V62H82ZM82 63H81V64H82ZM93 63H92V64H93ZM106 63H108L107 65L110 66V62H105V65H104L103 67H101L102 64H101L100 66H98V65H96V64H94V65L97 66V69H98V70L101 69V68H102V70H103V69L105 70L104 67L107 66ZM118 63H117V64L115 63V64L118 65ZM137 63H139V62H137ZM137 63H136V64H137ZM141 63H142V62H141ZM143 63H144V60H143ZM143 63H142V65H143ZM178 63H179V62H178ZM34 64H35V63H34ZM34 64H33V65H34ZM42 64H43V63H42ZM51 64H52V63H51ZM51 64H50V65H51ZM84 64H82V65H84ZM123 64H124V66H125V62H124ZM146 64L148 65V62H146ZM38 65H39V64H38ZM46 65H48V64H46ZM134 65H135V64H134ZM142 65H141V66H142ZM56 66H57V65H56ZM84 66H85V65H84ZM84 66H83V69L85 70V67H84ZM88 66L91 67L92 65L90 66V65L88 64ZM118 66H119V65H118ZM145 66H146V65H145ZM178 66H179V65H178ZM41 67H43V66H41ZM41 67H40V65H39L38 68H41ZM48 67H49V66H48ZM51 67H52V65H51ZM54 67H55V64H54ZM54 67H53V68H54ZM57 67H58V66H57ZM61 67H62V66H61ZM72 67H73V64H72L71 68H72ZM92 67H93V66H92ZM111 67H110V68H111ZM115 67H116V66H115ZM115 67H114V72H115ZM146 67H147V68H144V69H148V66H146ZM152 67H153V66H152ZM160 67H162V65H161ZM38 68H37V69H38ZM44 68H45V67H44ZM55 68H56V67H55ZM86 68H88V67H87V64H86ZM93 68H94V67H93ZM93 68H92V70H93ZM117 68H118V67H117ZM37 69H36V70H37ZM42 69H43V68H42ZM42 69H40V70L43 72ZM46 69H47V68H46ZM49 69H50V68H49ZM89 69H90V68H89ZM89 69H88V71L90 72L91 70H89ZM111 69H113V67H112ZM111 69H110V71H107V72H110V75H113V74H111ZM30 70H31V68H30ZM38 70H39V69H38ZM50 70H51V69H50ZM55 70H56V69H55ZM55 70H54V71H55ZM61 70H62V69H61ZM71 70H72V69H71ZM79 70H80V68L78 69V72H79ZM81 70H82V69H81ZM81 70H80V71H81ZM94 70H95V69H94ZM98 70H97V71L95 70L96 72H98V73H97V76L92 74L94 78L90 77V79L92 78L91 81H92L93 79H95L96 77H97V79L100 77V75L98 76V74L101 73L100 71H102V70H99V71H98ZM106 70H109V69L106 68ZM134 70H135L134 67H131V68H130V71H131V72H132V71L134 72ZM242 70H243V69H242ZM31 71H32V70H31ZM33 71H34V70H33ZM44 71H45V70H44ZM47 71H48V70H46V72H47ZM59 71H60V70H59ZM85 71H86V74H87V73H88V72H87V69H86ZM117 71H118V70H117ZM126 71H127V70H126ZM142 71H143V70H142ZM234 71H235V70H234ZM18 72H19V71H18ZM42 72H41V73H42ZM48 72H49V71H48ZM60 72H61V71H60ZM60 72H59V73H60ZM78 72H77V73H78ZM96 72H95V73H96ZM121 72H122V71H121ZM139 72H140V71H139ZM237 72H238V71H237ZM12 73H13V72H12ZM16 73H17V72H16ZM16 73H15V74H16ZM19 73H20V72H19ZM41 73H40V74H41ZM51 73H53V72H51ZM55 73H57V72H55ZM59 73H58V74H59ZM81 73H83L82 76H86V75H84L85 72H81ZM81 73H80V75H81ZM105 73H106V71H104V74H105ZM129 73H130V72H129ZM129 73H128V74H129ZM144 73H145V72H144ZM232 73H233V72H232ZM13 74H14V73H13ZM13 74H12V75H13ZM22 74H23V73H22V71H21V75H20L21 78H22ZM25 74H26V73H24L23 76H24ZM27 74H28V73H27ZM37 74H38V73H37ZM53 74H54V73H53ZM90 74H91V73H90ZM102 74H103V73H102ZM117 74H119V72H118ZM121 74H122V73H121ZM131 74H132V73H131ZM133 74H134V73H133ZM136 74H137V73H136ZM239 74H240V73H239ZM10 75H11V74H10ZM43 75H44V77H46L45 74H43ZM46 75H47V74H46ZM54 75H56V74H54ZM92 75H91V76H92ZM115 75H116V74H115ZM122 75H124V76H122V77H123L122 80H123V79L125 78V74L123 73ZM234 75H235V74H234ZM40 76H41V75H40ZM88 76H89V75H88ZM95 76H96V77H95ZM145 76H146V75H145ZM153 76H156V75H153ZM228 76H229V74H228ZM228 76H227V77H228ZM9 77H10V76L8 75V78H9ZM24 77H25V76H24ZM27 77H28V76L26 75L25 78L28 79ZM34 77H35V76H34ZM36 77H37V76H36ZM38 77H39V75H38ZM49 77H50V75H49ZM51 77H52V75H51ZM79 77H80V76H79ZM86 77H87V76H86ZM106 77L108 78L107 81L109 80V82H111V83L113 82L112 80H114V75H113V76H110V77H113L111 81H110L111 78H109V75H108V74L106 75ZM133 77H134V75H133ZM139 77H141V76H139ZM139 77L137 78V75H136V77L134 78V80H138ZM234 77H235V76H234ZM238 77H239V76H238ZM15 78H16V77H15ZM17 78H18V79H21V78H19V77H17ZM17 78H16V79H17ZM73 78H74V77H73ZM75 78H76V77H75ZM88 78H89V77H88ZM102 78H105V77H103V75H102ZM116 78H117V77H116ZM156 78H157V77H156ZM239 78H240V77H239ZM26 79H25V80H26ZM78 79H80V78H78ZM82 79H83V78H82ZM84 79H86V78H84ZM90 79H88V80H90ZM97 79H96V81H99V80H100V79H99V80H97ZM131 79H132V78H131ZM141 79H142V78H141ZM141 79H139V80H141ZM22 80H23V78H22ZM25 80H24V81H25ZM34 80H35V79H34ZM34 80H33V81H34ZM41 80H42V79H41ZM54 80H55V78H54ZM73 80H74V79H73ZM76 80H77V79H76ZM88 80H87V81H88ZM117 80H118V79H117ZM117 80L115 79V80H114V83H115V81L117 82ZM124 80H125V79H124ZM129 80H130V79H129ZM142 80H143V79H142ZM144 80H146V79H144ZM162 80H163V79H162ZM164 80H165V79H164ZM232 80H233V79H232ZM18 81H19V80H18ZM29 81H30V80H29ZM35 81H36V80H35ZM43 81H45V80H43ZM48 81L51 82L49 79H48ZM80 81H81V80H80ZM93 81H94V80H93ZM96 81H95V82H96ZM119 81H121V79H120ZM125 81H126V80H125ZM151 81H152V80H151ZM241 81H242V80H241ZM21 82H22V81H21ZM74 82H75V81H74ZM83 82H84V81L82 80V83H81L82 85H83ZM88 82H89V81H88ZM103 82H104V81H103ZM130 82H131V81H130ZM132 82H133V81H132ZM136 82H137V81H136ZM139 82H140V81H139ZM225 82H226V81H225ZM227 82H228V80H227ZM14 83H15V79H14V81H13V84H14ZM78 83H79V82H78ZM111 83H110V85H112ZM114 83H113V84H114ZM121 83H122V82H121ZM141 83H142V81H141ZM20 84H21V83H20ZM26 84H28V82H27ZM26 84H25V85H26ZM38 84H40V83H38ZM79 84H80V83H79ZM92 84H93V82H91V86H92ZM96 84H98L100 87L103 85V86H102L103 88H104V87L106 88L107 86H108V88H109V86H110V85H108V84H107V86L104 85V84H106V82H104V84H101V85H100L99 83H96ZM117 84H118V83H117ZM131 84H132V83H131ZM133 84H134V82H133ZM136 84L138 85V83H136ZM144 84H145V83H144ZM144 84H143V85H144ZM150 84H151V83H150ZM238 84H240V82H239ZM241 84H242V83H241ZM11 85H12V80H11ZM14 85H15V84H14ZM16 85H18L17 81H16ZM16 85H15V86H16ZM47 85H48V84H47ZM50 85H51V84H50ZM93 85H94V84H93ZM98 85H97V86L95 85L96 87L93 86L94 88H93V89L90 88V90H94V91L96 90V92L99 91V90H100V87H99V90H98V88H97ZM118 85H119V84H118ZM120 85H121V84H120ZM228 85H229V84H228ZM230 85H231V84H230ZM248 85H249V84H248ZM12 86H13V85H12ZM26 86H27V85H26ZM83 86H85V85H83ZM121 86H122V85H121ZM126 86H127V85H126ZM126 86H124V87H126ZM129 86H130V84H129ZM133 86H135V85H133ZM148 86H149V85H148ZM148 86H147V88H148ZM237 86H238V85H237ZM240 86H241V85H240ZM37 87H38V86H37ZM39 87H41V86L39 85ZM139 87L141 88L140 85H139ZM145 87H146V86L144 85V88H145ZM183 87H184V86H183ZM183 87H182L180 90H183V89H184ZM228 87H229V86H228ZM238 87H239V86H238ZM243 87H245V86H243ZM247 87L249 88V86H247ZM47 88H48V86H47ZM49 88H50V87H49ZM49 88H48V89H49ZM75 88H77V87L75 86ZM79 88H80V87H79ZM86 88H89V87H86ZM86 88H85V89H86ZM95 88H97V89H95ZM132 88H135V87H132ZM140 88H139V89H140ZM9 89H12V88H9ZM43 89H44V88H43ZM50 89H51V88H50ZM80 89H81V88H80ZM120 89L123 90L124 88L122 87V88H120ZM141 89H142V88H141ZM233 89H234V88H233ZM233 89L230 88V91H229L230 93H229V95H227V96H225V97H223V98L221 99V101H220L221 104H219V106L223 105L224 108L228 109V107H229L230 104H233L234 106H236V103L239 102V105L237 104L238 106H236L237 109H236L235 107H234L235 109H233V110L229 108L230 110L228 109V111H227L226 113H224L223 109H222L221 112H220V110H219V113L222 115V118H221V115H220V114L218 115V116H219V117H218L217 114L214 113V114L217 116V118H216L217 120L215 119L216 122H215V125H214V126L217 125L216 127H214V128H216V130L214 129V131L210 132V134L206 135L205 137H200V138H202V139H197L198 136L195 138V133H196V132H194V131H196V130H195L196 128H195V125H194L195 123H193V120H194L196 117L193 116V115L191 114V110H192V112H193V109H194V108L191 107V101H188V100L186 99L185 93H184V95H183V97H182L183 100H184L185 103H186L185 107L183 108V113H181V114H182V122H183L182 125H184V127L186 128V131H187V138H188L191 142H193V141L195 142V141H196L195 139H197L196 143L199 144V145L205 143L206 141L212 139L213 137H221V136H222L223 139H224V142H223L222 137L220 138V140L222 139L221 141L224 143V145L221 146V151H222V153H221V151H218V152H220L221 154H220V153L218 154V152H217V154L215 153V155H216V157H215L216 161H215L214 163L212 162V164H213L212 166L214 167L215 170H216V169L219 170L220 168L224 167L226 164H227L228 166H230V165L233 164V162L235 161V159H236L235 157H237V158L239 159V156L236 155V152H237V151L239 152V151L242 150V152H243L242 154H244V155H245L247 152L249 153V151H248L249 146L252 145L251 143H253V140H254V138L256 137V136L254 137V135H253V136L250 135V134H251V125H252L251 123H253L254 121H253V122L250 121L251 117L249 116V98H248L249 95H248V92H247L245 89H241V88L239 87L238 89H239V90L241 89V90H240V92L238 93V95H239V99H237V98L235 97V92L233 91ZM238 89L235 88V91L238 90ZM246 89H247V88H246ZM36 90H37V89H36ZM36 90H35V91H36ZM38 90H40V89H38ZM44 90H45V91H48V90H46V89H44ZM52 90H53V88H52ZM77 90H78V89H77ZM83 90H84V89H83ZM103 90H104V89L100 90V92H98V93H101L100 96H101L103 99H106V100H107V102H106V100H103V101L101 100V101H102V102H106V103L108 104V103H109L108 101L111 100V99H109V97H110V95L112 96V94L109 93V91L111 92V90L106 91V92H107V94H106L107 96H106V95L103 96V95H104L103 92L105 91V90H104V91H103ZM114 90H115V84H114ZM127 90H129V88H128ZM137 90H138V89H137ZM147 90H148V89H147ZM151 90H152V89H151ZM33 91H34V90H33ZM49 91H50V90H49ZM49 91L47 92L48 94H49ZM55 91H56V93H57L58 90L55 89ZM55 91H54V92H55ZM84 91H85V90H84ZM86 91H87V90H86ZM102 91H103V92H102ZM118 91H119V90H118ZM125 91H126V90H125ZM131 91H133V90H131ZM131 91H130V92H131ZM138 91H139V90H138ZM145 91H146V90H145ZM148 91H149V90H148ZM186 91H187V90H186ZM192 91H193V90H192ZM58 92H59V91H58ZM62 92H63V90H62ZM79 92H80V91H79ZM106 92H105V93H106ZM121 92H122V91L119 92L120 95H122ZM135 92H136V90H135ZM141 92H142V91H141ZM182 92H183V91H182ZM190 92H191V91H190ZM236 92H237V91H236ZM37 93H38V92H37ZM40 93H41V92H40ZM42 93H44V95H45V92L42 91ZM56 93H54V94L56 95ZM59 93H60V92H59ZM85 93H87V92H85ZM90 93H91V94H90ZM90 93H89V95H92V94H93L92 91H91ZM111 93H113V92H111ZM122 93H123V92H122ZM126 93H129V91L126 92ZM131 93H132V92H131ZM137 93H140V92H137ZM144 93H145V92H144ZM222 93H223V92H222ZM13 94H14V93H13ZM38 94H39V93H38ZM38 94H37V95H38ZM102 94H103V95H102ZM146 94H147V91H146ZM215 94H216V93H215ZM50 95H51V93H50ZM59 95H60V94H59ZM87 95H88V94H87ZM94 95L96 96V94H94ZM97 95H98V94H97ZM117 95H118V93H117ZM117 95L115 94L114 96L116 97ZM120 95H119V96H120ZM125 95H128V94H124V96H125ZM140 95H141V96H144V94H143V95L140 94ZM152 95H153V93H152ZM152 95H151V96H152ZM189 95H190V94H189ZM52 96H53V95H52ZM92 96H93V95H92ZM95 96H94V97H95ZM124 96H123V97H124ZM138 96H139V95H138ZM138 96H136L137 99H138ZM187 96H188V95H187ZM223 96H224V95H223ZM44 97H47V98H48L49 96H46V95H45ZM54 97H55V96H53V97L50 96V98H54ZM94 97H92V98H94ZM101 97H99V95H98V99H96V100H99V101H100V98H101ZM104 97H105V98H104ZM106 97H107V98H106ZM120 97L122 98V96H120ZM154 97H155V96H154ZM38 98H39V97H38ZM47 98H46V99L43 98V99H45V100L48 101L49 99H47ZM59 98H60V97H59ZM59 98H57L58 100L56 99V101H57V102L59 101V103H61ZM87 98H91V97L89 96V97H87ZM95 98H96V97H95ZM111 98H112V97H111ZM116 98H117V97H116ZM125 98H126V97H125ZM125 98H122V100L124 99L123 102L129 100V99H126V100H125ZM152 98H153V97H152ZM209 98H210V97H209ZM108 99H109V100H108ZM134 99H135V98H134ZM137 99H136V100H137ZM218 99H219V98H218ZM33 100H34V99H33ZM39 100H41V99H39ZM45 100H44V101H45ZM51 100H53V99H50V105H49V106H55V105L51 104ZM85 100H86V99H85ZM91 100H93V99H89L88 102L91 103ZM94 100H95V99H94ZM115 100H116V99H115ZM119 100H121V99H119ZM204 100H205V99H204ZM212 100H213V99H212ZM34 101H35V100H34ZM34 101H33V102H34ZM42 101H43V100H42ZM61 101H62V99H61ZM99 101H96V105H97V103H98ZM117 101H118V100H117ZM139 101H143V97H142V99H141V97H140L139 100H138V102H139ZM144 101H145V100H144ZM144 101H143V102H144ZM152 101H155V100H152ZM33 102H32V103H33ZM35 102H37V101H35ZM57 102H56V103H57ZM85 102L88 104L87 101H85ZM102 102H100L101 105H100V103H99V106H100V107L103 105ZM110 102H111V101H110ZM114 102H115V101H114ZM114 102H113V103H114ZM121 102H122V101H121ZM121 102H120V103H121ZM132 102H133V101H132ZM136 102H137V101H136ZM138 102H137V104H139ZM204 102H205V101H204ZM204 102H203V103H204ZM206 102H207V101H206ZM212 102H213V101H212ZM41 103L46 104L45 102H39V107H40ZM86 103H85V106H86ZM113 103H112V104H113ZM115 103L118 104V102H115ZM115 103H114V104H115ZM120 103H119V104H120ZM126 103H127V102H126ZM140 103H142V102H140ZM149 103H150V99H149ZM153 103H156V102H153ZM216 103H217V102H216ZM218 103H219V102H218ZM222 103H223V104H222ZM36 104H38V103H36ZM48 104H49V102L47 103V105H48ZM54 104H55V101H54ZM107 104H105V105L108 106ZM116 104H115V106L118 107V105H116ZM128 104H129V103H128ZM128 104H126V105H128ZM146 104H147V103H146ZM146 104H145L144 112H143L144 116H143V117L141 116L142 118L140 117L141 119H140V118L138 119L139 121L141 120V122H142L144 119H145V121H146V119H147V115H145V114H146L145 112L147 111V110H145V108L147 109ZM207 104H208V103H207ZM211 104H212V103H210V106H211ZM213 104H214V103H213ZM96 105H95V102L92 103V107H91V108H93V109H92V114H94V115L97 114L99 117H98V116H96V117H97V119H99L100 116H101V114H103V116L105 115V112H106V106H102L101 110H100V107L97 106V109H98V107H99V110H100L99 112H101L102 110H103V111L105 110L104 113H103V111H102L101 114L99 113V114H100V115H99L98 112L95 111V106H96ZM121 105H122V104H121ZM121 105H119V106H121ZM130 105L134 106L135 104H134V105H133V104H130ZM130 105L128 106V108L130 107ZM143 105H144V104H143ZM151 105H152V104H151ZM151 105H150V107H151ZM34 106H36V105H34ZM41 106H42V107H40V108H42V109H41L42 112H40L41 115H42V114H46V113H43V111L45 112V110L48 112L47 114H50V112H49L47 109H45L46 107H44V109H45V110H44V109H43V105H41ZM44 106H45V105H44ZM122 106H123V105H122ZM195 106H196V105H195ZM202 106H203V105H202ZM210 106H209V110L212 109V108H213V110L216 109V107H213V106L210 107ZM214 106H215V104H214ZM216 106H218V105L216 104ZM223 106H222V108H223ZM231 106H232V105H231ZM32 107H33V106H31V108H32ZM47 107H48V106H47ZM89 107H90V106L87 105V107H85L86 110H87V108L89 109ZM103 107H104V108H103ZM124 107H125V103H124ZM138 107H141V106H138ZM40 108H39V109H40ZM53 108H56V107H53ZM108 108H109L108 110H110V106H109ZM111 108H112V106H111ZM126 108H127V107H126ZM126 108H123V109L126 110ZM34 109L37 110L36 108L33 107V110H31L32 112L30 111L31 114H33V115H34L35 112H38V110H37V111H34ZM63 109H64V108H62V110L59 109V110H61V114H60V111H59L60 116H59V114H57L58 116H55V115H53V116H54L55 118L63 116V113H62V112H63ZM97 109H96V110H97ZM113 109L115 110V107H113L111 111H113ZM116 109H118V108H116ZM120 109L122 110L121 107H119V110H120ZM150 109H151V108H149V111H151ZM218 109H220V107H218ZM53 110H54V109H53ZM56 110H57V109H56ZM119 110H118V111L115 110V111H116L118 114H120V111H119ZM127 110H129V109H127ZM127 110H126V111H127ZM135 110H136V109H135ZM139 110H141V108H140ZM139 110H138V112H140ZM213 110H212V111H213ZM87 111H88V110H87ZM111 111H109V113H110ZM122 111H124V110H122ZM122 111H121V114H122ZM210 111H211V110H210ZM54 112H55V111H54ZM96 112H97V113H96ZM127 112H128V111H127ZM131 112H132V110H131ZM138 112H137V113H138ZM213 112H214V111H213ZM56 113H57V112H55V114H56ZM125 113H126V112H124L123 115L126 116L127 113H126V114H125ZM129 113H130V112H128V114H129ZM151 113H152V112H151ZM151 113L149 112V114H151ZM175 113H176V111H175ZM205 113H206V112H205ZM35 114H36L35 117H34L33 115H31V116H33V118H32L31 120H32V122H33V121H37V124H38V121H39V120H42V118H40V119L38 118V120H33L34 118H37V114H38V113H35ZM106 114H108V112H106ZM112 114H113V112H112ZM112 114H111V113H110V115L108 114V118H109V116L111 117ZM128 114H127V115H128ZM224 114L226 115L225 117H223ZM38 115H39V114H38ZM41 115H40V116H41ZM88 115H89V113H88ZM94 115L91 116L92 119H94ZM130 115H131V114H130ZM133 115H134V112H133ZM133 115H132V117H133ZM175 115H176V114H175ZM175 115L173 114L174 117H176ZM40 116H39V117H40ZM45 116H49L50 119H49L48 117H45ZM51 116H52V114H51ZM51 116H50V115H44V116H42V117H45V119L43 120L44 122L41 121L42 124L44 123L43 125H45V128H49V132H50V128H51V127H47L46 124L48 125L49 123H46V122L51 121V124H55V125H57V126L59 127V125L55 123V122H57V119H56V121H52V120H54L55 118L53 117V119H52ZM103 116H101V117H103ZM125 116H124V120H126V117H127V118L130 117V116H126V117H125ZM145 116H146V117H145ZM152 116H153V114H152ZM196 116H197V115H196ZM216 116L212 115V117H216ZM252 116H253V115H252ZM104 117H105V116H104ZM106 117H107V116H106ZM106 117H105V118H106ZM112 117H113V115H112ZM114 117H115V116H114ZM119 117H121V116H119ZM119 117H116V118H113V119H117V118H119ZM144 117H145V118H144ZM177 117H178V116H177ZM177 117H176V119H177ZM202 117H203V116H202ZM206 117H207V116H206ZM249 117H250V118H249ZM30 118H31V117L29 116L28 119H30ZM46 118H48L47 120H49V121H47ZM108 118H107V119H108ZM143 118H144V119H143ZM151 118H152V117H151ZM219 118H220V119H219ZM26 119H27V118H26ZM102 119H103V118H102ZM111 119H112V118H111ZM113 119H112V123H116V122L113 121ZM132 119H133V118H132ZM149 119H150V116H149V118H148L147 121H149ZM154 119L156 120V118H154ZM162 119L164 120V117H162ZM173 119H175V118H173ZM199 119H200V118H199ZM206 119H207V118H206ZM255 119H256V118H255ZM259 119H260V118H258V120H259ZM261 119H262V118H261ZM261 119H260V120H261ZM263 119H264V117H263ZM18 120H19V119H18ZM18 120H17V122H20V120H19V121H18ZM31 120H30V121H31ZM85 120H87V119H85ZM104 120H105V119H104ZM109 120H110V119H109ZM109 120H106V121H105V122H106L105 127H107V129L110 130L111 127H113L114 125H113V124H112V125L110 124V125H111V126H110L109 123H108ZM119 120L122 121V117H121V119H119ZM152 120H153V118H152ZM195 120H196V119H195ZM195 120H194V121H195ZM200 120H201V119H200ZM207 120H208V119H207ZM215 120H214V121H215ZM252 120H253V119H252ZM14 121H15V122H13V125H14L15 123L17 124L16 120H14ZM24 121H25V120H21V123L18 124L17 127L14 128V129H17L18 126H19V128H20L22 122H23V124H24ZM90 121H91V120L89 119V122H90ZM100 121H101V122H100ZM110 121H111V120H110ZM110 121H109V122H110ZM115 121H116V120H115ZM126 121H127V120H126ZM147 121H146V122H147ZM197 121H198V119H197ZM202 121H203V119H202ZM28 122H29V121H26L25 124H28ZM41 122L39 123L40 125H41ZM99 122H100V123H99ZM128 122H129V121H128ZM164 122H165V123H168V122H166V121H164ZM200 122H201V121H200ZM209 122H210V121H209ZM262 122H263V121H262ZM9 123H10V122H9ZM29 123H30V122H29ZM58 123H59V121H58ZM90 123H91V122H90ZM92 123H93V122H92ZM101 123H103V122H102V120L100 119V120L98 121V123L96 122V123H93V124H92V128H95V127H97V126H98V127H100V126L102 127V125H98V124H101ZM107 123H108V124H107ZM117 123H118V119H117ZM137 123H138V122H137ZM139 123H140V122H139ZM139 123H138V124H139ZM142 123H144V121H143ZM142 123H140V124L138 125V127H139L140 125H141V127H142V126H143ZM161 123H162L163 125H166V124L163 123V122H161ZM254 123H256V122H254ZM254 123H253V125H254ZM23 124H22V127H23ZM30 124H31V123H30ZM32 124H33V123H32ZM59 124H60V123H59ZM104 124H105V123H104ZM120 124H123V123L120 122V123L117 124L116 126L118 127V129L120 128L119 130L121 131V129H124V128H123L122 126L119 127L118 125H120ZM213 124H214V123H213ZM257 124H258V123H257ZM10 125H12V124H10ZM13 125L10 126V127H8V124H7L5 129L7 130V128H12V132H14V131H13ZM35 125H36V123H35ZM35 125H34V126H35ZM43 125H42V126H43ZM95 125H97V126H95ZM128 125H129V124H128ZM146 125H147V123H146ZM148 125H149V122H148ZM152 125H153V124H151V127L149 128V130H152V129L154 130V126L152 127ZM155 125L158 126L159 124H158V125L155 124ZM196 125H197V124H196ZM15 126H16V125H14V127H15ZM38 126H39V125H38ZM42 126H39V128H38V127L36 128V126H35V127H34V128H35V132H36V131H40V128L42 129ZM50 126H51V125H50ZM53 126H54V125H53ZM57 126H56V127H57ZM88 126H89V125H88ZM116 126H114V127H116ZM156 126H155V127H156ZM169 126H170V125H169ZM22 127H21V128H22ZM32 127H33V126H31V127H29V128H28V127H25V128H22V129L25 130L26 128H28V129H26L25 131H29L30 128H31V130L34 129V128H32ZM43 127H44V126H43ZM60 127H61V126H60ZM114 127H113V128H114ZM117 127H116V128H117ZM162 127H163V126H162ZM164 127H166V129H167L168 126H164ZM178 127H179V126H178ZM142 128H144V126H143ZM151 128H152V129H151ZM160 128H161V126L159 125V129H160ZM36 129H38V130H36ZM54 129H55V128H54ZM58 129H59V128H58ZM61 129H62V128H61ZM89 129H90V127H89ZM89 129H88V130H89ZM100 129H102V128H100ZM100 129H99V130H100ZM130 129H131V128H130ZM166 129L162 128V129H160V131H163V130H164V131L166 132ZM210 129H211V128H210ZM255 129H256V127H255ZM255 129H254V130H255ZM8 130H10V129H8ZM43 130H44V129H43ZM95 130H97V128H95ZM103 130H104V128H103ZM105 130H106V129H105ZM127 130H128V128L125 127V129H124L125 133L123 132V133L125 134V136H126V132H128ZM145 130H146V128H145ZM169 130H170V128H169ZM169 130H167V131L169 132ZM256 130H257V132H258V129H256ZM21 131H22V130H21ZM21 131H18V132H21ZM52 131H53V130H51V132H52ZM54 131H55V130H54ZM107 131H108V130H107ZM110 131H112V130H110ZM116 131H117V130H116ZM136 131H138V130H136ZM136 131H135V133H136ZM160 131H159V132H160ZM164 131H163V132H164ZM4 132H5V131H4ZM31 132H32V131H31ZM33 132H34V131H33ZM44 132H46V130H45ZM49 132H47L46 134L44 133V134H45V135L50 134ZM95 132L98 133L99 131H95ZM112 132H114V131H112ZM121 132H122V131H121ZM132 132H134V131L132 130ZM148 132H149V131H148ZM157 132H158V129H157ZM179 132H180V130H179ZM259 132H260V128H259ZM6 133L10 134L9 136L12 135L9 131H7ZM15 133H17V132L15 131ZM23 133L27 135L28 132L25 133V132L22 131L21 134H23ZM53 133H54V132H53ZM88 133H89V135L94 134V135H92V136H95V137L92 138L93 140L91 139V137L89 138V139L92 140V142H91L92 144L90 143V144H89V147H92V151H93V155H92L91 160H90L91 165H93L95 168H99V167H96V166H100V167H102V168H106V169L104 170V172H105L107 169H109V170L111 169V170L109 171V173H110V172L112 173L113 171H117V170H119V168H118V169L115 168V170H114V167L116 166V163L118 162V159H119V160H121V159L123 160V158L126 156V155L123 156V158H121V156H119V155H121L119 152H120V150H121L122 147H121L120 149H117V151L115 150L116 147H115V142H114V140H113V137H114V135H115V136L118 135L119 131H118V133H115V134L112 133V135H113L112 137H109V136H108V137L104 138L103 141H102L100 144L97 142V141H99L98 138L96 139V137H98V134H97V133H94V132L92 133L91 131L88 132ZM99 133H100V132H99ZM138 133H139V132H138ZM138 133H137V134H138ZM151 133H152V132L150 131V132L148 133V136L145 135L146 133H145V134L140 133V134H142V135H140V137H139V139H140L139 141L141 142V144L138 142V144H140V149H138V151L140 150V151H139V152H140V159H139L140 161L138 160L139 163H140V165L135 163V164L138 165V166H141V164H142V166H146V165H144V164L142 163V162H143V159H142V158H143V153H144L145 149H147V148H146V141L148 140V138H150L149 134H151ZM155 133H156V132H155ZM161 133H162V132H161ZM166 133H167V132H166ZM21 134L19 133L18 136L15 137L16 139L14 138L15 140H13V141H17V138L23 137V136H21ZM24 134H23V135H24ZM28 134H29V133H28ZM40 134H41V132H40ZM51 134H52V133H51ZM51 134H50V135H51ZM59 134H60V133L58 132V136H59ZM95 134H96L97 136H96ZM100 134H103V135H104V133H100ZM100 134H99V135H100ZM105 134H106V133H105ZM119 134H122V133H119ZM124 134H123V135H124ZM130 134H132V133H131V132H130V133H127L128 136H129ZM133 134H134V133H133ZM133 134H132V135H133ZM137 134H136V135L134 134L132 138L134 139V136H137ZM197 134H198V133H197ZM253 134H254V133H253ZM255 134H256V133H255ZM15 135H17V134H15ZM26 135H24V137H26ZM38 135H39V132H38ZM50 135H48V136H50ZM53 135H54V134H52L51 137H53ZM67 135H69V134H67ZM103 135H102V136H103ZM123 135H119V136H117L116 138L119 137V138L122 139V138H123ZM153 135L155 136V139L152 137V138H150V140L154 139L153 141H155L156 144L158 145V142H159L160 140H159V139H156V138H159V137H156L155 134H153ZM158 135H159V134H158ZM259 135H260V134H259ZM13 136H14V135H13ZM27 136H29V135H27ZM39 136H40V135H39ZM58 136H57V133H56V137H55V139L57 138V140H58V139H59ZM104 136H105V135H104ZM120 136H121V137H120ZM130 136H131V135H130ZM130 136H129V137H130ZM171 136L174 138L173 135H171ZM200 136H201V135H200ZM202 136H203V135H202ZM251 136H252L253 139L251 138ZM261 136H262V135H261ZM261 136H260V137H261ZM24 137H23V138H24ZM30 137H31V136H30ZM30 137H27V138H30ZM51 137H50V138H51ZM60 137H61V135H60ZM129 137L126 136V138H128V140H129ZM161 137H162V136H161ZM166 137H167V135H166ZM166 137H165V135H164V138H165V139H166ZM169 137H170V135H169ZM27 138L25 139V140H27L26 142L32 140V139H27ZM43 138H44V137H43ZM43 138H42V139H43ZM50 138L48 137L47 139H49V140H47V141L53 140V139H50ZM53 138H54V137H53ZM99 138H100V136H99ZM135 138H136V137H135ZM170 138H171V137H170ZM257 138H258V137H257ZM262 138H264V135H263ZM12 139H13V138L11 137L10 140H12ZM33 139H34V138H33ZM35 139H37V138H35ZM35 139H34V141H35ZM45 139H46V138H45ZM45 139H44V140H45ZM67 139H68V138H67ZM123 139H124V138H123ZM136 139H137V138H136ZM165 139H164V140H165ZM251 139H252V140H251ZM259 139H261V138H259ZM259 139H256V138H255L254 143L256 144V141H259ZM91 140H90V141H91ZM96 140H97V141H96ZM134 140H135V139H134ZM134 140H133V142H135ZM157 140H159V141H157ZM177 140H179V139H177ZM239 140H240V142H239ZM34 141L32 140V142H34ZM42 141H43V140H42ZM47 141H46V142H47ZM90 141H89V142H90ZM115 141L117 142L116 139H115ZM124 141H125V140H124ZM124 141H123V143H124ZM126 141H127V140H126ZM126 141H125V142H126ZM153 141L151 142L152 144H154ZM237 141H238L239 143H237ZM250 141H251V143H250ZM261 141L263 142L264 140L261 139ZM17 142H18V141H17ZM40 142H41V140H40ZM40 142H39V143H40ZM55 142H56V141H55ZM55 142H54V143H55ZM127 142H128V141H127ZM174 142H175V141H174ZM191 142H189V143H191ZM28 143H29V142H28ZM39 143H38V144H39ZM43 143H44V142H43ZM47 143H49V142H47ZM54 143H53V144H54ZM123 143H122V144H123ZM129 143H130V141H129ZM165 143H166V142H165ZM187 143H188V142H187ZM206 143H207V142H206ZM240 143H241V144H240ZM254 143H253V144H254ZM49 144L52 145L51 142H50ZM56 144H57V143H56ZM120 144H121V143H120ZM124 144H126V143H124ZM133 144H134V143H133ZM249 144H250V145H249ZM255 144H254V145H255ZM259 144H261V143H259ZM259 144H258V145H259ZM262 144H263V143H262ZM262 144H261V146H262ZM30 145H31V144H30ZM41 145H42V147H43V146L45 145V143L42 144V142H41V144H40V149H42ZM91 145H92V146H91ZM99 145H100L101 147H100ZM128 145H130V144H126L125 147H127ZM149 145H151V144H149ZM154 145H155V144H154ZM159 145H160V144H159ZM178 145H179V144H178ZM182 145H183V144H182ZM258 145H256V146L258 147ZM36 146H37V149H36V150H38V148H39L38 146H39V145H36ZM86 146H87V145H86ZM121 146H122V145H121ZM135 146H136V142H135ZM135 146H134V147H135ZM152 146H153V145H152ZM236 146H238L237 149H239V150H237V151H236ZM256 146H255V147H256ZM261 146H259V147H260V150H258L259 148L257 149L258 152H257V150H256L255 148H254L255 151H253V146H252V151L254 152V154H255V152H257L256 154H258V155L261 153ZM263 146H264V145H263ZM27 147H28V145H27ZM44 147H46V145H45ZM48 147H49V149H47V150H50L51 147H52V149L54 150V146H48ZM117 147H118V145H117ZM119 147H120V145H119ZM125 147H124V149H125ZM150 147H151V146H149V148H150ZM154 147H155V146H154ZM176 147H177V146H176ZM240 147H241V149H240ZM257 147H256V148H257ZM28 148H30V146H29ZM33 148H34V147H32V149H33ZM98 148H102V150H104V152H106V154H105L103 151H98ZM128 148H130V147H128ZM131 148H132V146H131ZM131 148H130V149H131ZM136 148H138V147H136ZM136 148H134V149H136ZM152 148H153V147H152ZM263 148H264V147H263ZM43 149L46 150V148H43ZM43 149H42L41 151H43ZM52 149L50 150L51 152L53 151ZM124 149L121 151L122 154H125V153H123ZM132 149H133V148H132ZM132 149H131V150H132ZM156 149H158V148H156ZM211 149H213V148H211ZM211 149H210V151H211ZM36 150H35V148L33 149L34 152H35ZM86 150H87V149H86ZM164 150H165V149H164ZM213 150H214V149H213ZM219 150H220V149H219ZM249 150H250V149H249ZM39 151H40V150H39ZM39 151H38V152H39ZM118 151H119V152H118ZM126 151H127V150H126ZM128 151H130V150H128ZM134 151H135V150H134ZM157 151H158V150H156V153H157ZM210 151H209V152H210ZM235 151H236V152H235ZM259 151H260V153H259ZM31 152H32V151H31ZM31 152H30V153H31ZM34 152L32 153V154H33V160H34V159H38V158H35V157H37L36 155L41 154V156H42V154H43L42 157L40 156L41 159H42V160H40V163L43 162V159H45V158H43V157H45V156H46V158L48 157V155L45 153V151H43V153H42V152H39V154H37V153H38L37 151H36L37 153H35V154H34ZM46 152L48 153V151H46ZM101 152H103V154H105V155L103 156ZM114 152H116L117 155L119 154L118 157H120V158L116 157V155H115L116 153L114 154ZM124 152H125V151H124ZM130 152H131V151H130ZM130 152H127V153H130ZM250 152H251V151H250ZM85 153H86V152H85ZM98 153H99V154H98ZM100 153H101V154H100ZM152 153H154V152H152ZM156 153H154V154L156 155ZM251 153H252V152H251ZM28 154H29V153H28ZM28 154H24V157H27V156H25V155H28ZM44 154H45V156H44ZM86 154H87V153H86ZM97 154L100 155V156L102 155V157H99ZM145 154H146V153H145ZM211 154H212V153H211ZM252 154H253V153H252ZM256 154H255V155H256ZM29 155H30V154H29ZM34 155H35V157H34ZM127 155L130 156L131 154H127ZM152 155H153V154H151L150 156H148V154H147L148 158L151 157ZM202 155H203V153H202ZM202 155H201V156H202ZM212 155H213V154H212ZM239 155H240V152H239ZM263 155H264V154H263ZM129 156H128V157H129ZM134 156H135V155H134ZM134 156H133V157L131 156V158L134 159ZM252 156H254V155H252ZM252 156H251V158H252ZM40 157H39V158H40ZM115 157H116V159H117V162H116V160H115ZM126 157H127V156H126ZM126 157L124 158V160H125V159L127 160ZM154 157H155V156H154ZM154 157H153V158H154ZM245 157H246V156H245ZM30 158H31V157H30ZM151 158H152V157H151ZM243 158H244V157H243ZM261 158H262V159H260L261 161H259L258 164L256 165V167L254 168V169L256 170V172L259 171L260 173H262V171L264 170V168H263V167H264V166H263V158H264V156L261 157ZM136 159H137V158H136ZM149 159H150V158H149ZM196 159H197V158H196ZM210 159H211V157H210ZM28 160H29V159H28ZM31 160H32V158H31ZM46 160H47V159H46ZM46 160H44V162H45ZM51 160H52V159H51ZM51 160H50V161H51ZM129 160H130V158H129ZM144 160H146V158H145ZM157 160H158V159H157ZM197 160H198V159H197ZM211 160H213V159H211ZM16 161H17V160H16ZM19 161H20V162H21V161H24V159H23V160H19ZM19 161H18V164L20 163ZM35 161H36V160L33 161L34 164H35V166H36L37 163H38V165H40L39 162H38L39 159H38L37 163H35ZM48 161H49V160H48ZM127 161H128V160H127ZM90 162H89V163H90ZM123 162H125V161H123ZM131 162H132V161H131ZM169 162H170V161H169ZM169 162H168V163H169ZM192 162H193V160H192ZM194 162H195L194 165H195V169H196V171H197V169H198V170L201 169V168H199L198 165H197L198 161H196V160L194 159ZM16 163H17V162H16ZM26 163H27V162H26ZM118 163H120V161H119ZM125 163H126V162H125ZM127 163H129V162H127ZM243 163H244V162H243ZM12 164H15V163H12V162H11V165H12ZM22 164H23V162H22ZM22 164H19V166L22 165ZM27 164H28V163H27ZM34 164H32L33 167H34ZM146 164H147V163H146ZM165 164H166V163H165ZM28 165H29L30 168H31L32 165H30V164H28ZM28 165L26 166L27 169H29ZM153 165H157V163H156V164L154 163V164H152L151 166L147 165V167L151 169V167H152ZM234 165H235V164H233L232 166H234ZM15 166H17V165L15 164ZM15 166H13V168H15ZM22 166H23V165H22ZM93 166H92V167H93ZM129 166H130V165H129ZM163 166H164V165H163ZM163 166H162V167H163ZM167 166H168V165H167ZM167 166H166V167H167ZM228 166H227V167H224V168H229L230 170H232V169L230 168L231 166H230V167H228ZM241 166H242V164L239 166V168H240ZM17 167H18V166H17ZM94 167H93V168H94ZM120 167H121V166H120ZM125 167H127V166H125ZM159 167H160V166H159ZM166 167H165V168H166ZM168 167H169V166H168ZM200 167H201V166H200ZM18 168H20V167H18ZM75 168H76V167H75ZM82 168H83V167H82ZM102 168H101V170H103ZM148 168H145V169L148 171ZM153 168H154V167H153ZM156 168H157V166H156L155 169H153V170L156 171V170L158 169V168H157V169H156ZM224 168H222V169H224ZM53 169H54V168H53ZM122 169H123V168H122ZM124 169H125V168H124ZM128 169H129V168H128ZM150 169H149V170H150ZM229 169H228L227 173L225 172V173H226L225 176H226V177L228 176L227 178H229V175H230V177H232V175H231L230 173H228V172H230ZM235 169L238 170V167L236 168V166H235V168H233V170L235 171ZM254 169H253V170H254ZM29 170H30V169H29ZM72 170H73V169H72ZM153 170L151 169L150 171L153 172ZM212 170H213V168H212ZM212 170H211V171H212ZM225 170H226V169H225ZM233 170H232V172H234ZM251 170H252V169H250V171H251ZM27 171H28V170H27ZM53 171H54V170H53ZM130 171H131V170H130ZM213 171H214V170H213ZM222 171H223V170H222ZM222 171L220 170V171L218 172L219 175L221 174L220 172H222ZM29 172H30V171H29ZM29 172H28V173H29ZM54 172H55V171H54ZM59 172H60V171H59ZM82 172H83V171H82ZM123 172H124V171H123ZM144 172H145V171H144ZM232 172H231V173H232ZM253 172H255V171H253ZM28 173H27V174H28ZM111 173H110V174H111ZM156 173H157V172H156ZM212 173H213V172H212ZM240 173H241V172H240ZM17 174H18V173H17ZM54 174H55V173H54ZM81 174H82V173H81ZM81 174H80V175H81ZM83 174H84V173H83ZM112 174L114 175V173H112ZM147 174L150 175L149 172H148ZM213 174H215V173H213ZM222 174H224V173H222ZM227 174H229V175H227ZM232 174H233V176L235 175V173H232ZM248 174H249V173H248ZM254 174H255V173H254ZM113 175H109V176H112V178H114ZM153 175H154V174H153ZM156 175H157V174H156ZM255 175H257V174H255ZM117 176H118V175H117ZM154 176H155V175H154ZM214 176H215V175H214ZM217 176H218V175H217ZM223 176H224V175H223ZM57 177H58V175H57ZM81 177H83V176H81ZM119 177H120V176H119ZM152 177H153V176H152ZM27 178H28V176H27ZM27 178H26V179H27ZM150 178H151V177H150ZM243 178H244V177H243ZM245 178H248V176L245 177ZM245 178H244V179H245ZM26 179H25V181H27ZM78 179H79V178H78ZM109 179H110V177H109ZM121 179H122V176H121ZM121 179H120V180H121ZM223 179H224V182H223ZM23 180H24V177H23ZM23 180H22V181H23ZM68 180H69V179H68ZM231 180H232V178H231ZM18 181H20V180H18ZM118 181H119V179H118ZM142 181H143V180H142ZM142 181H141V182H142ZM155 181H156V180H155ZM221 181H222L223 183H225V177H222V180H221ZM221 181H219V183H220ZM233 181H234V180H233ZM241 181H243V179H242ZM249 181H252V182L249 183L248 180H247V181H246L247 184H245V185L243 184V185H242V186H244V187L241 186L242 188L240 187V189H236V190H234V194L236 193L237 196H238V195H244L245 193L248 192V193H249L248 198L245 197V198H247V199H244V198H242V196H241L240 198H242V202H239V200H238V201H234V200H233L234 202H233V201H230V202H228V203H226V204H221V206L219 207L221 210H223L224 213H226V211H233V213H235V215H232V216L224 215V217H225V216H226L227 218H233V217H235V218H237V219L239 220L238 222L241 221L239 224L243 223L244 225H248V226H247L248 228H247V229H244L245 231H244L243 229H241L240 237H239V239L237 238L238 241L236 240V242H235V244H234L235 246L233 245V247H236V248H235L236 251L234 250L235 252H234V251H233V252H234L235 254L238 252V253H240V255H239V254H238L239 256H237V255H233V257L228 256V258L230 257V258L232 259V262L230 261L231 264H264V228H262L263 226L261 225V224H263V222H264V175H263V174H260L259 176L255 177V180H254V181H253V180H250V179H249ZM52 182H53V180H52ZM67 182H68V181H67ZM109 182H110V180H109ZM222 182H221V183H222ZM20 183H21V182H20ZM228 183H231V182H229V179H228ZM25 184H26V183H25ZM25 184H24V185H25ZM22 185H23V182H22ZM24 185H23V186H24ZM117 185H118V184H117ZM16 186H17V185H16ZM18 186L23 188V186H21V185H18ZM128 186H129V185H127V183H126L125 181H123V183L120 184V185H118V186H117L118 188L115 189V190H118V191L120 192V194H121V193H124V192H126V191L128 192ZM136 186H137V184H136ZM16 189L19 190V188H16ZM16 189H15V190H16ZM140 189H141V188H140ZM142 189H144V188H142ZM142 189H141V190H142ZM15 190H14V191H15ZM22 190H23V189L19 190V191H18V194L20 193V191H21V193H22ZM129 190H130V189H129ZM135 190H137V189H134V191H135ZM206 190H207V189H206ZM138 191H139V190H137V192H138ZM232 191H233V190H232ZM15 192H16V191H15ZM24 192H25V191H23V193H24ZM115 192H116V191H115ZM137 192H134V193H133V196H134L135 193H137ZM154 192H155V191H154ZM21 193H20V194H21ZM107 193H108V192H107ZM138 193H140V192H138ZM160 193H161V192H160ZM226 193H227V192H226ZM18 194H17V195H18ZM112 194H113V193H112ZM114 194H115V193H114ZM125 194H126V193H125ZM146 194H147V193H146ZM150 194H152V193L150 192ZM212 194H213V193H212ZM7 195H10V194H7ZM139 195H140V194H139ZM18 196H19V195H18ZM123 196H124V195H123ZM123 196H122V197L120 196V198H122L121 200H124V199L129 198L128 195H127L126 197H125V196L123 197ZM137 196H138V195H137ZM145 196H146V195H145ZM213 196H214V195H213ZM225 196H226V195H225ZM111 197H112V195H111ZM111 197H110V199H111ZM130 197H131V200H132V196H130ZM135 197H136V196H135ZM179 197H180V196H179ZM185 197H186V196H185ZM232 197H233V196H232ZM41 198H42V195L40 196V199H41ZM136 198H137V197H136ZM227 198H228V197H227ZM230 198H231V197H230ZM234 198H236V197H234ZM178 199H180V198H178ZM251 199H252V201H251ZM253 199H254V200H253ZM117 200H118V199H117ZM121 200H120V201H121ZM166 200H167V199H166ZM166 200H165V201H166ZM181 200H182V199H181ZM245 200H246V201H245ZM125 201H126V200H125ZM132 201H134V199H133ZM163 201H164V200H163ZM167 201H168V200H167ZM244 201H245V202H244ZM127 202H128V201H127ZM130 202H131V201H130ZM130 202H128V205L130 204ZM196 202H197V201H196ZM221 202H222V201H221ZM224 202H225V201H224ZM6 203H7V202H5V204H6ZM25 203H26V202H25ZM29 203H30V202H29ZM46 203H47V202H46ZM116 203H119V202L116 201ZM131 203H132V202H131ZM161 203H162V202H161ZM164 203H165V202H164ZM208 203H209V202H208ZM162 204H163V203H162ZM116 205H117V204H115V206H116ZM125 205L127 206V203H125ZM125 205H123V206H125ZM179 205H180V204H178V206H179ZM181 205H182V204H181ZM4 206H5V205H4ZM28 206H29V205H28ZM51 206H52V205H51ZM149 206H150V205H149ZM183 206H184V205H183ZM113 207H114V205H113ZM118 207H119V206H118ZM118 207H116V208H118ZM121 207H122V206H121ZM121 207H120L119 209H121ZM143 207H144V206H143ZM143 207H142V208H143ZM160 207H161V205H160ZM185 207H186V206H185ZM185 207H184V209H185ZM24 208H25V207H24ZM24 208H23V209H24ZM123 208H124V207H123ZM144 208H146V207H144ZM173 208H174V207H173ZM180 208H181V207H180ZM215 208H216V207H215ZM51 209H52V207H51ZM148 209H149V208H148ZM169 209H170V208H169ZM175 209H177V208L175 207ZM178 209H179V208H178ZM184 209H182V210H184ZM46 210H47V209H46ZM46 210H43V211L45 212ZM117 210H118V209H117ZM150 210H151V211H152V210L154 211V209H152V208H151ZM150 210H148V212H149ZM165 210H166V209H165ZM172 210H173V209H172ZM179 210H180V209H179ZM16 211H18V209H16ZM166 211H167V210H166ZM168 211H169V210H168ZM168 211H167V212H168ZM174 211L176 212V210H174ZM174 211H173V212H174ZM110 212H111V211H110ZM110 212H109V213H110ZM167 212H166V213H167ZM173 212L170 211V213H173ZM175 212H174V213H175ZM177 212H178V210H177ZM177 212H176V213H177ZM168 213H169V212H168ZM180 213H182V212H180ZM228 213H229V212H228ZM42 214H43V213H42ZM145 214H146V213H145ZM151 214H154V213H151ZM151 214L148 213V214H146L145 217H147L148 215L152 216ZM162 214H163V213H162ZM231 214H232V213H230V215H231ZM134 215H135V214H134ZM141 215H142V214H141ZM143 215H144V214H143ZM163 215H165V214H163ZM166 215H167V214H166ZM166 215H165V216H166ZM126 216H128V215H126ZM126 216H125V217H126ZM157 216H158V215H157ZM159 216H162V215H159ZM165 216H164V217H165ZM120 217H121V219H120ZM120 217H119V219L122 220V221L127 219V217H126V218H122V215H120ZM128 217H129V216H128ZM137 217H138V216H137ZM142 217H143V216H142ZM145 217H144V218H145ZM153 217L156 218L155 215H153ZM164 217H161V218H164ZM117 218H118V217H117ZM117 218H116V220H117ZM129 218H130V217H129ZM129 218H128V220H129ZM134 218L136 219V221L134 220ZM144 218L141 220V221H144L143 223H145ZM147 218H148V219H146V223H148L147 220L150 222V221H152V220L154 219V218H153V219L151 220L152 217L149 219V216H148ZM119 219H118V222H119V223H118L117 226H120V225H119V224H120V220H119ZM140 219H141V218H140ZM140 219H139V218L137 219L135 216L133 217L134 222H137L136 224L139 223V224L136 225L135 227H137V226H138V227H140V226L142 227V226H143V224L140 225V223H141V222L139 221ZM110 220H111V219H110ZM112 220H114V219H112ZM116 220H114V221H116ZM128 220H127V221H128ZM131 220H132V218H131ZM172 220H173V219H172ZM114 221H113V222H114ZM138 221H139V222H138ZM153 221H154V220H153ZM165 221H166V220H165ZM183 221H184V220H183ZM229 221H231V220H229ZM111 222H112V221H111ZM111 222L109 221V223H111ZM134 222H133V223H134ZM254 222H256V223H257V222H261L259 225H260V227H261V226H262V227L260 228L259 226H257L258 223H257V225H256V223H254ZM115 223H116V222H115ZM133 223L129 224V226L132 225ZM146 223L144 224V227H143V229L145 228L144 232H147V230L150 229V228L152 229V227H150L151 223H150V224L148 223L149 226L147 225V226L150 227V228H148L147 226H145ZM160 223H163V222H160ZM160 223H159V224H160ZM231 223H233V222H231ZM234 223H235V222H234ZM234 223H233V224H234ZM236 223H237V221H236ZM253 223H254V225H256L257 227H254V225H253V226H250V225H249V224H253ZM107 224H108V223H107ZM113 224H114V223H113ZM116 224H117V223H116ZM116 224H114V226L112 225L113 227L111 226V228H114ZM152 224H154L155 227H156V225H157L156 223H152ZM243 224H241L240 226H243ZM109 225H110V224H109ZM109 225H108V226H109ZM134 225H135V224H134ZM139 225H140V226H139ZM234 225H235V224H234ZM157 226H158V225H157ZM231 226H232V225H231ZM237 226H238V225H236V226L233 227V228H236ZM122 227H124V226H122ZM126 227H128L127 224L125 225V229L122 228V229H123V232H122V231H120V232L124 233V232H126V230L130 232V228H131V226H130V228L128 227V229H126ZM135 227H134V228H135ZM155 227H154V229H156ZM159 227H160V226H159ZM159 227H157V229H158L159 233H161L160 230H159ZM103 228H104V227H103ZM132 228H133V225H132ZM132 228H131V229H132ZM147 228H148V229H147ZM228 228H229V227H228ZM231 228H232V227H231ZM241 228H245V227L243 226V227H241ZM118 229H120V227H119ZM122 229H121V230H122ZM136 229H137V228H135L134 231H135ZM157 229H156L155 231H157ZM218 229H219V228H218ZM226 229H227V227H226ZM239 229H240V227L238 226V229L235 230V231L238 232V234H239ZM111 230H112V229H111ZM113 230H114V229H113ZM124 230H125V231H124ZM138 230H139V229H138ZM140 230L143 231L142 229H140ZM140 230H139V231H140ZM152 230H153V229H152ZM222 230H224V228H223ZM231 230H232V229H231ZM242 230H243V231H242ZM107 231H108V230H107ZM115 231H116V232H115ZM131 231H133V230H131ZM134 231H133V232H134ZM136 231H137V230H136ZM136 231H135L136 234H140V233H138V232H136ZM148 231H149V230H148ZM155 231L153 230L152 232H155ZM161 231H162V230H161ZM220 231H221V228H220V230H219L218 232L220 233ZM224 231H225V230H224ZM108 232H109V231H108ZM113 232L117 233V236H116L117 238H118V234H119V236H121V235L123 236V234H121L120 232L118 233L117 229L114 230ZM221 232H222V231H221ZM237 232H235V233H237ZM242 232H243V233H242ZM105 233L108 235L110 232H109V233L105 232ZM111 233H112V232H111ZM111 233H110V235H111ZM155 233H156V232H155ZM162 233H164V232L162 231ZM176 233H177V232H176ZM219 233H218V234H219ZM233 233H234V232H233ZM113 234H114V233H113ZM113 234H112L110 237H112ZM120 234H121V235H120ZM124 234H125V233H124ZM145 234H146V233H145ZM156 234H157V233H156ZM167 234H169V233H166V234L164 233L165 236H168ZM229 234H230V233H229ZM115 235H116V234H115ZM128 235H131V234H128ZM128 235H127V236H128ZM157 235H158V234H157ZM160 235L162 236L163 234H160ZM160 235H159V236H160ZM231 235H232V233H231ZM236 235H237V234H236ZM104 236H105V234H104ZM133 236L136 237V235H133V233H132V235H131L130 237H133ZM138 236H139V235H137V237H138ZM140 236H143V234L140 235ZM144 236H145V235H144ZM149 236H151V235H149ZM152 236H154V235L152 234ZM159 236H155V237L157 238V237H159ZM165 236H163V237H165ZM169 236L173 237L172 234H171V235L169 234ZM169 236H168V237H165V239L161 237V241H163V239H164L165 242H166V241H167L166 238H168V241H169ZM229 236H230V235H229ZM108 237H109V236H108ZM113 237H115V236H113ZM116 237H115V238H112V239L115 240ZM178 237H179V236H178ZM231 237H232V236H231ZM234 237H236V236H234ZM237 237H238V236H237ZM119 238H120V237H119ZM119 238H118V240H119ZM138 238H139V237H138ZM107 239H108V238H107ZM129 239H131V238H128V240H129ZM132 239H133V238H132ZM134 239H135V238H134ZM134 239H133V240H134ZM147 239H148V238H147ZM150 239H152V238H150ZM225 239L227 240V238H225ZM225 239H224V240H225ZM104 240L107 241L105 238H104ZM135 240H136V239H135ZM142 240H144V239H142ZM153 240H154V239H153ZM170 240H171V239H170ZM173 240H175V239H173ZM178 240H179V239H178ZM224 240H223V242H224ZM232 240H233V239H232ZM109 241H111L110 238H109ZM119 241H120V240H119ZM126 241H127V240H126ZM130 241H131V240H130ZM139 241H140V239H139ZM175 241H176V240H175ZM234 241H235V240H234ZM112 242H113V240H112ZM142 242H143V241H141V243H142ZM223 242H222V243H223ZM104 243H105V242H104ZM127 243L130 244V245L127 244V246H130V247H132L133 249H135L136 246H139V245H136V244H137L136 242H135V245H136V246L133 245V244H134L133 242H127ZM143 243H144V242H143ZM143 243H142V244H143ZM158 243H159V242H157V244H155L154 246L151 244V245L153 246L152 250H151V247H150V250H151V254H150V256H151V257H148V255H146V256L148 257V259H150V261H149L150 263H148V264H159V263H157V261H158L159 259H161V258H162V260H163V257L166 255V253H169L170 250H171V247H172V246L169 247V246H167V244H165V246L160 247L161 244H160V243L158 244ZM163 243H164V241H163ZM168 243H169V242H168ZM170 243H172V242H170ZM107 244H109L108 241H107ZM116 244H117V243H116ZM125 244H126V243H125ZM131 244H132L133 246H135V248H134ZM142 244H141V245H142ZM148 244H149V242H148ZM177 244H178V242H177ZM179 244H180V243H179ZM181 244H182V243H181ZM105 245H106V244H105ZM110 245H111V244H110ZM119 246H120V245H119ZM121 246H122L123 248H125V246H123L122 244H121ZM149 246H150V245H149ZM179 246H180V245H179ZM182 246H184V245H182ZM182 246H180V250H181V247H182ZM130 247H129V248H130ZM139 247H140V246H139ZM139 247H138V248H139ZM173 247H174V245H173ZM175 247H176V249H177L176 244H175ZM233 247H232V248H233ZM132 248H131V249H132ZM142 248H143V247H142ZM145 248H147V247H145ZM169 248H170V249H169ZM184 248H185V247H184ZM232 248H231V249H232ZM109 249H110V248H109ZM139 249H141V248H139ZM172 249H175V248H172ZM176 249H175V250H176ZM135 250H136L137 252L139 251L138 249H135ZM145 250L147 251V249H145ZM145 250H144V251H145ZM175 250H174V251H175ZM182 250H185V249H182ZM128 251H129V250H128ZM132 251H133V250H132ZM172 251H173V250H172ZM176 251H178V250H176ZM129 252H130V251H129ZM129 252H127V251L121 252V254L118 256V257L121 258L120 260L123 261L124 264H125V262H129V263H130V261H133V259H134L133 256H130L131 254H130ZM142 252H143V251H142ZM142 252H141L140 255H143ZM228 252H229V251H228ZM231 252H232V251H231ZM111 253H112V252H111ZM170 253H171V255L167 254V255H169L170 257H172L173 254H174L173 256H176V254L178 255V252H177V253H176V252H173V253L170 252ZM175 253H176V254H175ZM185 253H187V250H186ZM188 253H189V252H188ZM227 254H228V253H227ZM136 255H137V254H135V256H136ZM163 255H164V256H163ZM182 255H184V254H182ZM185 255H186V254H185ZM229 255H231V254H229ZM115 256H116V257H113V255H112L113 258H117V255H115ZM144 256H145V254H144ZM146 256H145V257H146ZM169 256H168V257H169ZM110 257H111V256H110ZM145 257L141 256L140 258H142V259H141L142 261H140V262L143 263V258L145 259ZM168 257H167V259H168ZM176 257H177V256H176ZM176 257H175V258H176ZM178 257L180 258V256H178ZM178 257H177V258H178ZM184 257H186V256H184ZM188 257H190V255H189ZM188 257H187V258H188ZM230 258H229V259H230ZM110 259H111V258H110ZM110 259H109V260H110ZM148 259H147V260H148ZM188 259H189V258H188ZM190 259H191V258H190ZM105 260H106V259H105ZM138 260H140V259H136V261H138ZM145 260H146V259H145ZM165 260H166V259H165ZM165 260H163V261H165ZM180 260H181V259H179V261H180ZM183 260H184V259H183ZM185 260H186V259H185ZM185 260H184V261H185ZM136 261H135V262H136ZM179 261L177 260V262H179ZM189 261L191 262V260H189ZM82 262H83V261H82ZM113 262H114V261H113ZM145 262H146V261H145ZM145 262H144V263H145ZM175 262H176V261H175ZM175 262H174V263H175ZM180 262H181V261H180ZM180 262H179V264H180ZM190 262H189V264H190ZM133 263H134V262H133ZM181 263H182V264H183V263L185 264V262H183V261H182ZM192 263H193V261H192ZM88 264H89V263H88ZM146 264H147V262H146ZM161 264H162V263H161ZM166 264H169V262L166 263ZM171 264H172V263H171ZM176 264H177V263H176ZM186 264H187V262H186Z\"/></svg>","mask_w":264,"mask_h":264}]
</instances>
